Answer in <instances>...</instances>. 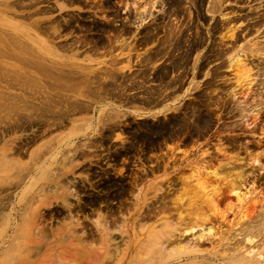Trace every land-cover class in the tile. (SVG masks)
I'll return each instance as SVG.
<instances>
[{
    "label": "rangeland",
    "instance_id": "1",
    "mask_svg": "<svg viewBox=\"0 0 264 264\" xmlns=\"http://www.w3.org/2000/svg\"><path fill=\"white\" fill-rule=\"evenodd\" d=\"M3 1H8L9 2V7L7 8V9H4V6H2V5H5V4H2L3 2H2V0H0V30H2V29H4V30H11L12 28L11 27H14V26H16V27H19V26H21V25H26L27 27H31L32 25L34 26H36V22L38 23V22H40V21H42V23L44 22L43 20H45V24H47V25H49L48 26V28H50L49 30L50 31H48V29L46 30V29H44V31L43 30H41L40 28H37V29H34V31H35V33H37L38 35V37H39V40H37L38 42H40V44L42 45V41L44 42V40H46V43H47V45L46 44H43L42 46L44 47V49L46 50V51H48L50 54H53L54 56H55V54H56V52H57V54H61V55H63V57H66L65 59L66 60H68L67 58L69 57V56H75V57H77L78 56V59H79V63H80V60L81 59H83V58H85V57H87V56H91V54H92V56L94 55V57H95V61H93L92 63L94 64V66H93V68L96 66V64L98 65L99 63H101L102 61V63L101 64H99L98 66H96V68H102V71H98V73L96 74V77H94L95 79L93 80V82L95 83L96 82V84L94 85V84H92V86L95 88V86L97 87V85L101 82L102 84H101V86H104V88H107V85L108 86H110L109 88H110V92L109 93H111V94H118L119 92H120V90L122 89V90H124L125 91V94H123L124 92L121 90V92H120V95H125V98L122 96V98H120V99H123L122 100V102H121V100L120 99H118V100H112L111 98H108L107 97V100H106V103L105 104H103V105H101V104H99L98 106H96L97 107V109H95L96 111L94 112V113H92L91 112V115H90V113H88L89 114V116H88V114H87V116H86V114L85 113H83V114H85V115H82L81 116V114H79V116H80V118L79 117H77V116H73V118H75V119H77V120H79V119H81V118H88V117H91V116H93L94 115V117H98V115H99V110L103 107V106H105L106 105V107H114V108H118V109H122V112H123V116H125L129 111V113L125 116V117H123V116H121V118H115L114 120H112V121H108L106 124H104V123H100L99 125L102 127H100L99 125H95V127L97 128V130H96V132H94V133H92V135H91V133H89L88 134V136H86V137H84V136H78V137H75L74 139H72L73 141H75V142H73V143H71L68 147L67 146H65V145H63L59 150H57V152H60L57 156H55L54 155V158L55 159H53V155H49V153L48 152H51V150L54 148L53 147V143L54 142H50V143H47L48 145H51V146H48V145H46L45 146V142H48V141H50V139H52L53 137L55 138L56 136H58V137H56V138H63L62 136H65V135H68V134H66V133H68V130L70 129L69 127H71V125L70 126H67V128H63V129H61L60 131L61 132H63L62 130H64L65 131V133L63 132L62 134H60V131H58V133H57V135H56V133L55 132H57V131H50L49 133H51V135L50 134H44V135H46V137H44V135L42 134L43 133V131L41 130L42 129V127L43 126H45V124L43 123V121H38L37 119L35 120V118H32L33 119V121H32V119L30 118V119H26V117L27 116H25V115H23V114H28V113H26L25 112V110L26 109H24V107H23V102L22 101H18V102H16V101H13V110H14V112H16L15 110H17V109H19V110H17V112L16 113H21V115L20 114H14V112H13V110H12V107H11V105H9V104H11L10 102H8V101H6V102H4L5 100L3 99L2 100V97H4V95L2 96V94L0 95L1 97V99H0V105L2 104V107H0V109L1 110H4L3 112H4V114H3V112L0 110V112L2 113H0V120L2 121H0V155L2 156V152L4 151H1L2 150V148L4 147V149L7 147V146H10V147H8V151H10L9 149H16V150H14L13 152L12 151H10V153H11V155H10V153L7 151V148H6V151L7 152H4V154L6 155H8L9 154V156L8 157H10V156H12V157H10L9 159L10 160H13V162H15L16 160L19 162L20 161V163H22L21 165H18L17 163V166L15 165V166H13L11 163L10 164H2V163H0V166H2V167H0L1 169V171H0V182H2V183H0V229L2 230V231H0V264H100L106 257L108 258H110L111 256H113V257H111L109 260H108V264H112L111 263V261H113L115 264H127L128 263V261H129V263L128 264H135V263H133L132 262V259H136V257L134 256L135 254L137 255L138 254V252L136 253V251H138V249L136 248V244L135 243H137V245H139L141 242L140 241H142V239L144 238V236H145V233L146 232H148L149 230H151L152 228L154 229V226L156 227V225H157V230H159L160 228H161V226H162V224L164 223H162L161 224V221H162V219L164 220V221H166L167 220V222L166 223H164L163 225L164 226H166L165 224H167V223H176V218L174 217V216H177L178 215V213H180L179 212V210H177L176 212L174 211V212H172V210H169L170 212H165L164 210H163V208H161V207H163L164 205H171L170 203L172 202L171 200H172V196L170 195L171 193L173 194H175L176 195V193H177V195L175 196V195H173L174 196V198L175 197H177V198H180V196L178 195V194H180V195H182L181 193L183 192H181V188H182V186H181V184L178 182V180L180 181V179H181V175L183 174V173H181V172H183V170L184 169H186L187 167H186V165H184V166H178L180 163H181V161H179L178 160V157L179 156H181L182 155V151L185 149V150H187V149H189V146H188V148L186 149L185 147H187V146H184V149H183V147H181L180 148V150H178L177 151V153H175L174 152V155H172V157L174 158V159H176V157H177V161H175V162H178V164L176 163V166H178V168H176V169H174V167H173V165H174V163L172 162V158H171V155H169L171 152H172V150H170L171 149V147H168V148H166V145H167V143L168 144H170V141H168L165 137L163 138V136L162 135H159V137L156 135H154L153 133H151L150 131H149V129L152 127V126H155V124H158V123H163V122H165L166 121V119L168 118V116L170 115L169 113L170 112H172L171 111V109H170V106L171 107H175V111L177 110V108H178V110H177V112L180 110V108H182V106L183 105H185V106H187L188 104H192V103H196L197 102V97L199 96V95H201V93H202V95H203V97H204V99L206 100V101H210L212 104H210L209 106H210V108H214L215 106V108H214V114H216V115H220L221 116V118H220V120L218 119V120H215L214 121V125H213V127H211V129L208 131V134H205L204 136L205 137H203V139L202 138H200V142L198 141V144H196L197 145V147L196 146H194L192 149H200L201 148V146H202V148L201 149H205L206 147H203V144H206V143H209V147H208V149L210 150V151H214L213 149H215L216 148V144H218V140L220 141V143L222 144V146L225 148V147H227V152L229 153V152H235V150H231L230 148H228V146H229V142H230V140H231V138L233 139V137L232 136H234L235 135V133L233 134L232 133V130H231V128H229V127H231V122H233V118L232 117H230L231 115H230V111L228 112V110H230V107H229V103L228 102H225L226 100H223L222 98H224L223 96L224 95H226L227 94V92H225L224 90H221V89H229V87L231 88V87H233V85H234V81H233V78H232V76H233V74L232 73H234L232 70H229V68L227 67V66H229L231 63V59H232V57L235 55V49L236 48H238V47H241V46H244L245 44L248 46V44H249V46H250V44H261L259 47L260 48H264V39L262 40L261 39V36L263 37V35H264V33L263 32H261L262 30H264V25H263V19H264V8H263V5H264V0H255V1H246V0H244V1H239L238 2V0H224V1H222V8H220L219 7V4H218V7H217V5L215 6V4H216V1L215 0H156L155 2H154V0H153V4H152V2H149V1H152V0H146V2H145V5L144 4H142L141 2L142 1H140L139 0V2H138V0H88L87 2H85L84 1V3L83 2H81V4L79 3V5L78 4H76V5H74V6H71V5H66L67 7H68V9H66V8H64V9H62V10H59L58 9V6H59V4L60 3H64L63 1L64 0H47V2H42L43 0H41V4H40V0H37V2H36V0H31V2L30 1H26L25 0V2H24V0H23V2L26 4V6L25 5H23V7L21 6L22 4H24L21 0H19V2H18V0H3ZM20 1L22 2L21 3V5L20 4H18V3H20ZM145 1V0H144ZM173 1H174V3H173ZM201 1L203 2L201 5L199 4V3H201ZM218 1L219 0H217V3H218ZM228 1V2H227ZM14 2H16L18 5H19V7H20V9H19V7L16 5V3L14 4ZM28 2H29V4H28ZM105 2V3H104ZM157 2V3H156ZM160 2H161V5H160ZM170 2V3H169ZM178 2V3H177ZM214 2H215V4H214ZM32 4V6H30L31 4ZM35 3H37V4H35ZM83 3V4H82ZM86 3H90L89 5L90 6H92L93 8L91 9V10H89V7L88 6H86L87 4ZM146 3H148L149 5H147ZM151 3V4H150ZM163 3V4H162ZM171 3L173 4L172 6H171ZM182 3V4H181ZM237 3V4H236ZM249 3V4H248ZM261 3V4H260ZM14 4V6H12ZM58 4V5H57ZM84 4H85V7H88L86 10H87V12H85L86 10H84L85 9V7H84ZM103 4H104V6H105V8H107V9H103L104 8V6H103ZM108 4V5H107ZM139 4H142L144 7H146L147 9H148V12L146 13V11L144 12V10L146 9V8H139V6H141V5H139ZM169 4V5H168ZM176 6H175V5ZM178 4H179V6H178ZM193 4H196V5H194L193 6ZM212 4H214V6H215V8H214V6L212 5ZM29 5V6H28ZM33 5H35L34 7H33ZM139 5V6H138ZM147 5V6H146ZM152 5H153V7H152ZM183 5V6H182ZM46 6V7H45ZM50 6H52L53 8H51ZM81 6V7H80ZM142 6V7H143ZM176 7V8H178V9H176V10H178L177 11V13L175 14V12H173L172 11V9H173V7ZM253 6V7H252ZM16 7V8H15ZM30 7V8H29ZM32 7V8H31ZM46 8V13L43 11V13H41L42 11L41 10H45V9H43V8ZM50 7V8H49ZM100 7H102V8H100ZM151 7V8H150ZM169 9H168V8ZM182 7H184L183 9H181L180 10V8H182ZM225 7V8H224ZM251 7V8H250ZM258 7V8H257ZM49 10H48V9ZM81 8V9H80ZM96 8H99V9H101V10H96ZM171 8V9H170ZM217 8H219V10H217ZM3 9H4V11H3ZM54 9V10H53ZM80 9V10H79ZM95 9V10H94ZM164 9H168V11H166V10H164ZM213 9V10H212ZM215 9V10H214ZM252 9V10H251ZM261 9V10H260ZM50 10L52 11V12H50ZM65 10V11H64ZM152 10V14L150 13V11ZM159 10V11H158ZM172 12H170V11ZM48 11H49V13H48ZM82 11L84 12V13H82ZM88 11H91V12H89L88 13ZM105 11H107V12H105ZM164 11H166V12H164ZM181 11V12H180ZM184 11V12H183ZM251 11V12H250ZM259 13H258V12ZM3 12H5V13H3ZM8 14H7V13ZM40 12V13H39ZM64 13V14H62V13ZM66 12H68V13H66ZM93 12V13H92ZM97 14H96V13ZM104 12V13H103ZM117 12V13H116ZM221 12V13H220ZM225 14H224V13ZM70 13V14H69ZM81 13V14H80ZM106 13V14H105ZM116 13V14H115ZM141 15H139V14ZM144 13H146V14H150V16L149 17H145V16H143V14ZM174 14V15H177L176 17H174L173 15H171V14ZM28 14V15H27ZM67 14H69V15H67ZM73 16H72V15ZM89 15V21L88 22H86V23H83V21L85 22V20L83 19H81L80 17H79V15ZM93 14V15H92ZM148 14V15H149ZM222 14V15H221ZM228 14V15H227ZM261 14V15H260ZM72 16V17H74V18H72V17H69V16ZM91 15V16H90ZM116 15H118V16H116ZM147 15V16H148ZM170 15V16H169ZM182 15V16H181ZM263 15V16H262ZM17 16V17H16ZM20 16V17H19ZM55 16V17H54ZM59 16H60V18H59ZM94 18H93V17ZM138 16H140V17H138ZM166 16V17H165ZM169 16V19L167 18ZM173 16V17H172ZM226 17L227 16V23L228 24H226V22L223 20V19H221V18H223V17ZM241 16V17H240ZM261 18H260V17ZM57 17L60 19V21L61 22H63V23H61V24H63L62 26H61V29L63 30L64 29V31H62L61 30V34L63 35V37H62V35L60 34V33H58V32H56V34L58 33V34H60V37H59V35L57 34L56 36H57V38H55L56 36H54V33L55 32H53V30H52V27L53 26H55L56 27V23H53V22H55V20L54 19H52V18H56V20H57ZM154 17V18H153ZM156 17V18H155ZM236 17V18H235ZM238 17V18H237ZM248 17V18H247ZM82 20V23L80 22L81 20ZM139 18H142V19H139ZM144 18V19H143ZM153 18V19H152ZM230 18H232L231 20H229ZM257 18V19H256ZM27 19V20H26ZM73 19V20H72ZM167 19V20H166ZM260 19V20H259ZM88 19H86V21H87ZM92 20L94 21V23L93 24H96V22L98 23H101V24H106V25H109L110 24V26H112L113 27V29H114V31L115 32H117V30H119V29H123V28H126L125 29V34H122V39H123V37L125 38V39H120V46L118 47V43L116 44V48H114L115 47V45H114V47H107V49H108V51H107V49L106 48H104V50H102L101 48H99L100 49V51L98 50V52L100 53V55H99V53L98 54H95L93 51L92 52H90L89 53V48H87L88 47V44L86 43V42H84V41H82V39L80 40V36H82L81 38H83V35H84V33L83 32H85L86 34H87V32L84 30L85 28H84V26L85 25H83V24H86V25H88L89 23L91 24V22H92ZM139 20H141V22H143L144 20V22L143 23H141L142 24V29L140 28H137V26H138V22H139ZM154 20L155 22H156V24L157 25H159V27L157 28V29H151V27H152V25H154L155 24V22L153 21V23H152V21ZM158 20V21H157ZM229 20V21H228ZM32 21H34V22H32ZM57 21H59V20H57ZM70 21H73V22H78V23H76L75 25L73 24L72 25V27L74 26V28H76L75 26H79L80 27V25H81V27L79 28V29H81V28H83V29H81V30H84V31H80L78 28L77 29H74V28H72V27H69L70 25H68V24H71V23H73V22H70ZM91 21V22H90ZM162 21H164V22H166V23H168V21H169V23L168 24H166V23H163ZM51 22V23H50ZM80 22V23H79ZM106 22H108V23H106ZM232 24H231V23ZM257 22H260V25L262 26H259V23H257ZM66 23V24H65ZM113 23V24H112ZM146 23V24H145ZM172 23V24H171ZM222 23V24H221ZM262 23V24H261ZM51 24V25H50ZM55 24V25H54ZM60 24V25H61ZM64 24H65V27H64ZM80 24V25H79ZM89 24V25H90ZM143 24H145L146 26H144ZM164 24H166V26L167 25H169V27L167 26V29H166V26L164 25ZM219 24H220V26H219ZM255 26H254V25ZM47 25H45V26H47ZM53 25V26H52ZM124 25V26H123ZM127 25V26H126ZM162 25V26H161ZM185 25V26H184ZM231 25V26H230ZM251 25V26H250ZM253 25V26H252ZM66 26L68 27V28H66ZM77 26V27H78ZM83 26V27H82ZM115 26V27H114ZM130 26V27H129ZM148 26V27H147ZM165 26V27H164ZM216 26V27H215ZM246 26H248V27H246ZM63 27V28H62ZM144 27H146V28H144ZM170 27H171V29H170ZM225 29H224V28ZM230 27V28H229ZM233 27V28H232ZM238 27V28H237ZM242 28V30H241V28ZM245 27H246V29H245ZM151 29V36L152 37H158V40H163L164 39V37H168V39L166 40V38H165V40H163L161 43H159L158 44V46H160V45H163V46H160L159 47V49L162 51H160V52H155V53H152L153 52V49H154V45H152V43L150 42L149 44H147V45H145V46H141V47H143V49L142 48H139V47H137L138 46V36H143L144 35V33H142V34H138V33H141V32H145L146 30L145 29ZM240 28V29H239ZM244 28V29H243ZM247 28L249 29H251L252 28V33L250 34V32H247V31H249V30H247ZM254 28V29H253ZM261 28V29H260ZM20 29H22V31H25L26 29H24V28H20ZM69 29H70V31H69ZM71 29H74V30H71ZM127 29H128V32H129V34H126V33H128L127 32ZM149 29V30H150ZM159 29V30H158ZM238 29H239V31H238ZM70 32H68V31ZM88 30L90 31V29L88 28ZM96 30V28H94V31ZM139 30H141L140 32H138ZM155 30V31H154ZM167 30L169 31V30H171L172 31V34H171V31H169V33L167 32ZM241 30V31H240ZM244 30V31H243ZM245 30H246V33H245ZM254 30V31H253ZM257 30V31H256ZM30 32L32 31V30H29ZM42 31V32H41ZM48 31V32H47ZM131 31V32H130ZM233 31V32H232ZM238 31V35L240 34V35H242V36H245V35H247V33L249 34V37L248 36H245V37H241V38H243V42L241 41V38L239 39L238 38V41L236 42L235 40H234V38H236L235 36H237L236 34H235V32H237ZM1 32V31H0ZM26 32H28V30H26ZM71 32H72V34H71ZM83 34H81V33ZM134 32V33H133ZM222 32V33H221ZM231 33L230 35L228 34V33ZM240 32V33H239ZM241 32H242V34H241ZM51 33H53V35L51 34ZM65 33V34H64ZM131 33V34H130ZM47 34V35H46ZM50 34H51V36H50ZM67 34V35H66ZM136 34V35H135ZM156 34V35H155ZM165 34V35H164ZM168 34V35H167ZM183 34V35H182ZM245 34V35H244ZM260 34H262V35H260ZM65 35V36H64ZM72 35V36H71ZM107 36H109V34H106ZM105 35V38H111V36H109V37H107ZM130 35V36H129ZM182 35V36H181ZM234 35V36H233ZM128 36V37H127ZM136 38H135V37ZM140 36V37H141ZM223 36V37H222ZM71 37H73V38H75V37H77L78 39L76 40V38H75V40L78 42V44H77V46L75 47L74 45L76 44V41H74L73 42V44H72V41H71ZM139 37V38H140ZM199 37V38H198ZM230 37V38H229ZM231 37L233 38V39H231ZM238 37V36H237ZM255 37H257V38H255ZM67 38H68V40H67ZM72 38V39H73ZM132 38H135V39H132ZM169 38H172L171 39V43L169 42L170 40H169ZM258 38H260V39H258ZM66 39V40H65ZM70 39V40H69ZM130 39V40H129ZM174 39L176 40L175 42H174V44H177L178 42V39H179V44L181 43V45H174L173 44V41H174ZM181 39V40H180ZM250 39V40H249ZM65 40V41H64ZM121 40H122V42H123V44L121 43ZM124 40H125V42H124ZM221 40H224L225 42H221ZM232 41V43H231V41ZM255 40H256V42H255ZM61 41H63V42H61ZM67 41V42H66ZM165 41V42H164ZM166 41H168V43L166 44ZM198 41V42H197ZM230 42V44H231V46H232V44H233V42H234V44H233V46L234 47H236V48H234V50H231V48H233V46L231 47L230 46V44H229V42ZM251 41V42H250ZM258 41H261V42H259L258 43ZM50 42V43H49ZM58 42H60V44L61 43H64L65 42V48H66V50H65V48H63V50L61 49L60 50V48L56 45V44H58ZM80 42H82V43H80ZM86 43L85 44V47H83L84 45H82V44H84V43ZM128 42V43H127ZM129 42H131V43H129ZM167 45V47H166V45H164V43ZM182 42H184V43H182ZM236 42V43H235ZM239 42V43H238ZM242 42V43H241ZM254 42V43H253ZM56 43V44H55ZM71 43V44H70ZM75 43V44H74ZM170 43V44H169ZM227 43V44H226ZM245 43V44H244ZM2 43H0V45H1ZM54 44H55V46H54ZM59 44V45H60ZM67 44H68V46H67ZM70 44V45H69ZM81 45V47H83V48H81L80 47V45ZM121 44H122V47H121ZM128 44V45H127ZM131 44V45H130ZM137 44V45H136ZM151 44V45H150ZM171 44H173V45H171ZM220 44H222V45H220ZM225 44V45H224ZM228 44H229V48L230 49H228ZM238 44H239V46H238ZM243 44V45H242ZM263 44V45H262ZM64 45V44H63ZM62 45V46H63ZM72 45V46H71ZM149 45V46H148ZM169 45V46H168ZM171 45V46H170ZM227 45V46H226ZM245 45V46H246ZM1 46H3V45H1ZM61 46V45H60ZM69 46H71V48H72V51L70 50L71 48L69 47ZM112 46V45H111ZM125 46H128V47H125ZM148 46V47H147ZM175 46V47H174ZM177 46H180V47H177ZM220 46H223V47H221L222 49V51L221 50H219L220 48ZM244 46V47H245ZM261 46H263V47H261ZM59 49H58V48ZM118 47V48H117ZM123 47H124V49H126V50H124L123 49ZM132 47V48H131ZM172 47L174 48L173 50H174V53H173V50H170V49H172ZM78 48V50H76ZM88 49V53H87V50H85V49ZM129 48V49H128ZM164 48V49H163ZM168 50H167V49ZM226 48V49H225ZM115 49V50H114ZM122 49L124 50V51H122ZM132 49V50H131ZM140 49H142V50H140ZM177 49H178V51H177ZM42 51V53H46V51ZM74 50V51H73ZM84 50V51H83ZM97 50H95L96 52H97ZM102 50V51H101ZM128 50V51H127ZM146 50V51H145ZM216 50V51H215ZM231 50V51H230ZM56 51V52H55ZM86 51V52H85ZM105 51V52H104ZM115 51V52H114ZM129 51H131V52H129ZM133 51V52H132ZM166 51V52H165ZM172 51V52H171ZM176 51V52H175ZM221 51V52H220ZM232 52V53H230V52ZM233 51H234V53H233ZM236 51H237V49H236ZM263 51V50H262ZM262 51H258V53L260 54V52H262ZM3 52V51H2ZM81 52V53H80ZM108 52V53H107ZM165 52V53H164ZM216 52V53H215ZM17 53V52H16ZM157 53H159V54H157ZM161 53V54H160ZM162 53H164V54H162ZM169 53H171V54H169ZM223 53H225L226 54V56H224L223 55ZM227 53H228V55H227ZM231 54V56H230V54ZM264 53V52H263ZM263 53H262V55H263ZM7 54V53H6ZM81 54V55H80ZM85 54V55H84ZM118 54V56L117 57H115L114 55H117ZM139 54V55H138ZM148 54H149V57H150V55H151V58H148V59H150L149 61H148V59L146 58V57H148ZM221 54H222V56H221ZM1 55V54H0ZM9 55V54H8ZM68 55V56H67ZM96 55H98L99 56V58H97L96 57ZM105 55H107V56H105ZM156 55V56H155ZM9 56H11V55H9ZM91 56V57H92ZM113 56V57H112ZM145 56V57H144ZM158 56V57H157ZM188 56V57H187ZM101 57V58H100ZM115 57V58H114ZM144 57V58H143ZM229 57V58H228ZM263 58H264V56H262ZM262 57L260 56V58L261 59H258V60H260V61H262ZM0 58H1V56H0ZM97 58V59H96ZM143 58V59H142ZM157 58H158V60H157ZM187 58V59H186ZM148 61V62H150L149 64H148V62H147V64H145L146 63V61ZM219 59V60H218ZM227 59V60H226ZM109 62V63H111V60H112V65H114V66H112L111 64H109V63H106L107 61ZM142 60V61H141ZM175 60H178V61H175ZM5 61H8L7 59L5 60ZM106 61V62H105ZM120 61V62H119ZM143 61L145 62V63H143ZM94 62H97L96 64L94 63ZM99 62V63H98ZM172 62V63H171ZM221 62V63H220ZM225 62H227V64H225ZM91 63V64H92ZM142 63V64H141ZM176 65H175V64ZM180 63L181 64H183V65H180ZM256 63V62H255ZM92 64V65H93ZM144 64V65H143ZM171 64V65H170ZM177 64H179L178 66H177ZM223 64V65H222ZM225 64V65H224ZM246 64H247V66L248 67H250L251 68V66H249L248 65V63L246 62ZM101 65V66H100ZM145 65H146V67H145ZM105 68H104V67ZM172 66V67H171ZM175 66V68H176V70L174 71V69H171V68H173ZM177 66V67H176ZM225 66V67H224ZM20 67V66H19ZM167 67L169 68V67H171V68H169V72L168 71H166V70H168L167 69ZM179 67V68H178ZM225 69H224V68ZM227 67V68H226ZM254 67V68H253ZM255 67H257V65L256 64H254L253 66H252V69H253V71H254V69H255ZM259 67H261V65H258V68ZM165 68H166V70H165ZM164 71V72H162V70ZM220 69H221V71H220ZM22 70H24V71H28L29 72V70L28 69H22ZM103 70H104V72H103ZM110 70V71H109ZM158 70L159 71H161L160 73L158 72ZM173 70V72H174V74H171V71ZM225 70H227V71H229V72H227V71H225ZM112 71L114 72V73H112ZM115 71H117V72H115ZM143 71V72H142ZM166 71V72H165ZM224 71V72H223ZM252 71V73L254 74L257 70L255 69V71L253 72ZM103 72V73H102ZM108 72H110L109 74H108ZM148 74H147V73ZM158 72V73H157ZM172 72V73H173ZM0 73H2V74H0V79H1V77L3 78L6 74H4L3 72H1L0 71ZM27 73V72H26ZM103 74L102 76H103V78H100V77H102V76H100V75H98V74ZM217 73V74H216ZM10 74V76H13L11 73H9ZM154 74V75H153ZM156 74H157V76H156ZM166 74V75H165ZM145 75H148L147 77L145 76ZM160 75V76H159ZM162 75H163V77H162ZM172 75V76H171ZM178 75V76H177ZM100 76V77H99ZM115 76V77H114ZM117 76V77H116ZM141 76V77H140ZM160 78H159V77ZM97 77H99V78H97ZM142 77H144L143 79H142ZM157 77V78H156ZM171 77H173V79H175V81H176V78L177 79H179V81H180V83L183 85V87H181V89H180V91L178 90L179 88H176V89H172L171 90V88L172 87H170L169 88V86H171L172 84H170L169 85V82H171L173 79L171 78ZM222 77V78H221ZM227 79H229V78H231V79H229V80H226V82L228 83V84H222L223 83V81H224V79L225 78ZM107 78H109V79H107ZM114 80V81H116V80H118L117 82H115V83H113L114 81L112 80V79ZM146 78V79H145ZM155 78V79H154ZM162 78V79H161ZM171 78V79H170ZM182 78V79H181ZM6 79V78H5ZM98 81H97V80ZM101 79V81H99ZM103 79V80H102ZM2 80V79H1ZM4 80V79H3ZM10 80V79H9ZM109 80H111V81H109ZM125 80V81H124ZM131 80H133V81H131ZM221 80V81H220ZM223 80V81H222ZM231 80H232V82H233V84H231L232 82H231ZM105 82V83H103V82ZM130 81V82H129ZM135 81L137 82L136 84H135ZM160 81H162V82H160ZM99 82V83H98ZM119 82H120V84H119ZM132 82H133V84H132ZM139 82H141L142 84H140ZM144 82H145V84H144ZM229 82H231L230 84H229ZM109 83H111V84H109ZM118 83V84H117ZM123 83V84H122ZM129 83V84H128ZM130 83H131V85H130ZM160 83V84H159ZM163 83V84H162ZM104 84V85H103ZM106 84V85H105ZM128 84V85H127ZM141 85V86H143V87H141V86H139V85ZM166 84V85H165ZM0 85H3L4 86V82H2V81H0ZM115 85H118V88H116V86ZM120 85V86H119ZM123 85H127L126 86V88L123 86ZM163 86V85H165V86H163L162 87V93H163V96H162V98L161 99H163V101L161 100V99H158V100H160L159 101V105L156 107H145V106H142V104L140 103V101L142 100V102L143 101H145L144 99L145 98H147V94H149L148 96H150V95H152L153 93H154V88L155 89H157V87H158V89L157 90H159V88L161 89V87H159V86ZM167 85H169V86H167ZM227 85V86H226ZM230 85V86H229ZM101 86H100V88H101ZM106 86V87H105ZM129 86H133V89L132 88H130ZM137 86H139V87H137ZM155 86H157V87H155ZM167 86V88H168V92H167V88H165ZM224 86V87H223ZM13 87H14V89H13ZM18 87L19 86H17V85H13L12 86V89L10 88L9 89V91H11V93L12 94H16V95H18V94H21V92H20V90H18ZM148 88V91L146 90L147 88ZM192 87V88H191ZM195 87V88H194ZM228 87V88H227ZM130 90H129V89ZM136 88V89H135ZM152 88V89H151ZM184 88V89H183ZM221 88V89H220ZM117 89V90H116ZM120 89V90H119ZM128 89V90H127ZM143 89V90H142ZM170 89V90H169ZM183 89V90H182ZM212 90L213 89V91H214V93L212 92V94L210 93L211 91L210 90ZM2 88L0 87V93L2 92ZM17 90V91H16ZM95 91H96V89H94ZM106 90V89H105ZM115 90L116 91H118L117 93L115 92ZM144 90H146V91H144ZM150 90V91H149ZM152 90V91H151ZM185 90H187V91H185ZM207 90V91H206ZM215 90H216V92H215ZM219 90H221V91H219ZM127 91V92H126ZM143 91V92H142ZM170 91V92H169ZM173 91V92H172ZM175 91V92H174ZM181 92V93H179V92ZM183 91H184V93H183ZM222 91H224V92H222ZM123 92V93H122ZM147 93V94H144V93ZM152 92V93H151ZM166 92V93H165ZM174 93V95L175 96H173V97H178L177 98V101H175V102H171V100L172 99H167L172 93ZM185 92H187L186 94H185ZM208 93V94H205V93ZM218 92V93H217ZM221 92V93H220ZM95 93V92H94ZM122 93V94H121ZM168 93V94H167ZM171 93V94H170ZM176 93L178 94V95H176ZM199 93V94H198ZM209 93H210V95H209ZM222 93H224V94H222ZM170 94V95H169ZM185 94V95H184ZM218 96L219 94H220V96H222L220 99H217V98H219V97H217L216 95ZM222 94V95H221ZM75 95V94H74ZM146 95V96H145ZM165 95V96H164ZM166 95H168V96H166ZM180 95H181V97L183 98H181L180 97ZM183 95V96H182ZM188 95V96H187ZM201 95V96H202ZM205 95H207V97L205 96ZM211 96V97H209V96ZM81 96H83V94L82 95H75V99L77 98V100L78 99H80V100H78L79 102H81V100L83 101V102H85L86 100H91V101H89V102H92V99L94 100V97H95V95L94 94H91V97L90 96H86V97H81ZM121 97V96H120ZM129 97V98H128ZM142 97V98H141ZM195 97V98H194ZM217 97V98H216ZM216 98V99H215ZM222 99V100H221ZM225 99H227V98H225ZM2 100V101H1ZM179 100V101H178ZM113 101H114V103H113ZM162 101V102H161ZM180 101H181V103H180ZM227 101H228V99H227ZM16 102V103H15ZM20 102H22V103H20ZM224 102V103H223ZM9 103V104H8ZM20 103V105H18L17 106V104H19ZM116 103V104H115ZM119 103V104H118ZM121 103V104H120ZM213 103H218L217 105H215V104H213ZM14 104H16L15 106H14ZM125 104H126V106L127 107H125V108H123L124 106H125ZM172 104H173V106H172ZM7 105H8V107H7ZM166 105H167V110H168V116L166 115L167 113H165V114H163V116L161 115V114H156L155 116L157 117H155L156 119H151L150 117H153V115L151 114L152 112L151 111H153L154 113L156 112V113H158L159 111H161V110H163V109H165L166 108ZM219 105L221 106V107H219ZM222 105L224 106V108L222 107ZM16 106L17 107H19V106H21L20 108H16ZM119 106V107H118ZM137 106V107H136ZM225 106H226V108H228V109H225ZM23 107V108H22ZM129 107H132V108H134V109H132V108H129ZM141 108V107H145V108H147L148 109V111H150V112H148L147 114L146 113H143V112H140V113H134V112H132L133 110H135V108ZM163 107V108H162ZM218 107L219 108H221V109H218ZM11 108V109H10ZM14 108H16V109H14ZM22 108V109H21ZM128 108V109H127ZM161 108V109H160ZM217 108V109H216ZM225 109V110H223V109ZM8 109V110H7ZM7 110V111H6ZM11 110V111H10ZM20 110H24V111H20ZM124 110V111H123ZM127 110H129V111H127ZM166 110V109H165ZM165 110H163V111H165ZM221 110H223V112L221 111ZM5 111H6V113H5ZM217 111H218V113H217ZM9 112V114H7ZM25 112V113H24ZM127 112V113H126ZM12 113L14 114V116H12ZM98 113V114H97ZM126 113V114H125ZM227 113H228V115H230V116H228L227 115ZM9 115V116H7V118H9V119H5V117L4 116H6V115ZM2 115H4V116H2ZM18 115H20V116H18ZM145 115V117H143ZM151 115V116H150ZM215 115V116H216ZM1 116L2 117H4V118H2L1 119ZM20 119V118H23V119H20L21 120V122L23 123V125L21 124V122H20V120H18V118ZM22 116V117H21ZM24 116V117H23ZM35 116V115H34ZM137 116H139L140 118H138ZM148 116H149V118H148ZM160 116H161V118H160ZM166 118H165V117ZM181 116V115H180ZM118 117H120V115H118ZM123 117V118H122ZM159 117V118H158ZM163 117V118H162ZM182 117V116H181ZM12 120H11V119ZM15 118V119H14ZM79 118V119H78ZM142 118V119H141ZM165 118V120L163 121V119ZM3 119H5L4 120V122H3ZM120 119H121V121H120ZM162 119V120H161ZM17 120V121H16ZM27 120H29V121H27ZM31 120V121H30ZM145 120H147V122L145 121ZM152 120V121H151ZM12 121H13V124H12ZM14 121H16L15 123H14ZM18 121H19V123H18ZM26 121V122H25ZM34 121H35V123H34ZM36 121L38 122V124L36 123ZM53 121V120H52ZM145 121V122H144ZM151 123L152 122V124H154V125H152V124H150L149 122ZM154 121V122H153ZM32 122V123H31ZM97 122H98V120H97ZM113 122H115V123H118V124H120V125H118V124H115L114 125V127H116V125H118L119 127H116V128H113ZM123 122V123H122ZM144 122V123H143ZM8 123H10V124H12L11 126L8 124ZM29 123V124H28ZM51 123V122H50ZM108 123H110V125H111V123H112V126H110ZM122 123V124H121ZM134 123V124H133ZM147 125H146V124ZM17 124H21L20 125V127H19V125L18 126H14V125H17ZM24 124H26V127L27 128H29V130H27V128H25V125ZM32 124H34V125H32ZM36 124V125H35ZM42 125V127L40 126V125ZM101 124H103V125H101ZM125 124V125H124ZM142 124V125H141ZM148 124H150V126L148 125ZM230 124V125H229ZM5 125H8V126H5ZM38 125H39V128H40V130L42 131V132H39L40 130H38ZM104 125H105V127H104ZM141 125V126H140ZM148 126V128H146V126ZM152 125V126H151ZM23 126V127H22ZM32 126H33V128H32ZM107 126H110V130L112 131L113 129V131L112 132H114L113 133V135L112 136H114V138L111 136V133H109V127H107ZM142 126H143V128H142ZM224 126H226V128L224 127ZM17 127V128H16ZM101 129H100V128ZM140 127V128H139ZM150 127V128H149ZM221 127V128H220ZM222 127H224V128H222ZM229 129H228V128ZM24 128H25V130H24ZM105 128V130H103ZM108 128V129H107ZM118 128H120V129H118ZM142 128V129H141ZM43 129L44 130H46L47 129V127L45 126V127H43ZM103 130L104 132L102 133V131H100V130ZM107 129V130H106ZM148 129V130H147ZM216 129V130H215ZM225 130V131H223V130ZM109 130V131H108ZM117 130V131H116ZM119 130L121 131V132H119ZM123 130H124V132H123ZM144 130V131H143ZM214 130V131H213ZM33 131V132H32ZM70 131V130H69ZM98 131H100L102 134H100V135H98V133H100V132H98ZM106 131H108V132H106ZM116 131V132H115ZM145 131H147L145 134H144V132ZM216 131V132H215ZM3 132V133H2ZM10 132V133H9ZM34 132H38V133H40V136L42 137H44V138H41L40 136H39V134L37 135L36 133H34ZM53 132V133H52ZM229 132V133H228ZM5 133V134H4ZM96 133V134H95ZM115 133H119V138H116V136H118L117 134L115 135ZM122 133H123V135H122ZM225 133V134H224ZM53 134V135H52ZM55 134V135H54ZM108 134L114 139H112V138H110V136H108ZM121 134V135H120ZM39 136L41 139H38L37 137H35V139H34V136ZM90 135V136H89ZM94 135V136H93ZM97 135V136H96ZM103 135H105V136H103ZM130 135V136H129ZM135 135L137 136V138L135 137ZM31 136H33L32 137V139H31ZM48 136V137H47ZM52 136V137H51ZM139 136V137H138ZM155 136V137H154ZM225 136V137H224ZM90 137H93V138H95L94 139V141H96V139H97V141L96 142H94V147H91V145L93 146V139L92 138H90ZM101 137H102V139H101ZM146 137V138H145ZM151 137V138H150ZM210 137V138H209ZM15 138H17L16 140H15ZM87 138H89V139H91V145H90V140H88L89 141V143H88V141L86 140ZM99 138L101 139L100 140V143H105V145H101L100 143H99V145L97 144L98 143V141H99ZM109 138L111 139V140H109ZM134 138H135V140H134ZM155 138V139H154ZM159 139V141H158V139ZM163 138V139H162ZM204 138L207 140L208 139V142H206V140H204ZM14 139V140H13ZM38 139V140H37ZM104 139V140H103ZM121 139H123V140H121ZM141 140V141H139V140ZM145 141H144V140ZM151 139V140H150ZM154 139V140H153ZM167 141H166V140ZM37 142H36V141ZM103 140V141H102ZM131 140V141H130ZM134 140V141H133ZM166 141V142H164V141ZM6 141V142H5ZM105 141V142H104ZM138 141V142H137ZM158 141V142H157ZM202 141V142H201ZM25 142V143H24ZM34 142H36V143H34ZM42 142H43V144H42ZM131 142V143H130ZM142 144H141V143ZM147 142H149V144L151 145V142H152V145H151V147H150V145L147 143ZM6 143L8 144L9 143V145H6ZM22 143V144H21ZM27 143V144H26ZM96 143V144H95ZM146 143V144H145ZM211 143V144H210ZM224 143V144H223ZM6 146H5V145ZM41 144V145H40ZM79 144V148H80V150L81 149H85L84 150V152H83V150H82V152L81 153H86V150L88 151L86 154H84V157H83V154H81V155H79L80 154V150H78V151H75L76 149H74V150H72L73 148V146H74V148L75 147H77V145ZM83 145L82 147H81V145ZM90 145V146H88V148L86 149L85 147H87V146H85L84 147V145ZM145 144V145H144ZM202 144V145H201ZM214 144V145H213ZM76 145V146H75ZM149 145V146H148ZM161 145V146H160ZM22 146H23V148H22ZM40 146H43L42 148H40ZM48 146V147H47ZM71 146V147H70ZM101 146V147H100ZM104 148H103V147ZM146 146H148L147 148H145ZM154 146V147H153ZM158 146H160L159 147V149H158ZM204 146H206V145H204ZM211 146V147H210ZM12 147H14V148H12ZM19 147H21V148H19ZM44 147H46V148H44ZM50 147V148H49ZM65 147V148H64ZM77 147V149H79ZM89 147H91V148H89ZM135 149H134V148ZM156 147V148H155ZM17 148H19L18 150H17ZM38 150H37V149ZM44 148V149H43ZM47 148H48V152H47ZM52 148V149H51ZM70 149V151L71 152H69V149ZM118 150H117V149ZM217 148H219V147H217ZM43 149V150H42ZM51 149V150H50ZM101 149V150H100ZM129 149V150H128ZM192 149H190L191 151H192ZM200 149V150H201ZM228 149H230V150H228ZM21 150V151H20ZM31 150H32V153H31ZM50 150V151H49ZM61 150V151H60ZM66 150H68L67 152H69V154H71L73 151L76 153V155H74V154H72V155H70L69 156V161L68 160H66L68 157V153L66 152V154L67 155H65V151ZM110 150V151H109ZM150 152H149V151ZM170 150V151H169ZM193 150V151H194ZM16 151H18L17 152V155H16ZM23 151V152H22ZM54 151V150H53ZM56 151V150H55ZM109 151V152H108ZM113 151V152H112ZM115 151H118L117 153L115 152ZM153 151V152H152ZM164 151V152H163ZM165 151H166V153H165ZM169 151V154L167 153ZM22 154H21V153ZM30 152V153H29ZM46 152V153H45ZM63 152H64V155L67 157H65L64 155H62L63 154ZM104 152V153H103ZM111 152V153H110ZM134 152V153H133ZM137 152V153H136ZM179 152V153H178ZM13 153V154H12ZM38 153H41L42 155L45 153V154H47L48 153V155H39ZM62 153V154H61ZM89 153V154H88ZM98 153V154H97ZM112 153L116 156L118 153H120L119 155H121V156H117V157H115L114 155H112ZM116 153V154H115ZM124 153V154H123ZM128 153V154H127ZM162 153V155H160ZM31 154H32V156H31ZM106 154V155H105ZM164 154H166V156L164 155ZM175 154H176V156H175ZM20 155H22V156H20ZM29 155V156H28ZM34 155V156H33ZM37 155H39V156H37ZM61 155H62V158H63V156H64V159H65V163H67V165L69 164H72L71 166H69V167H67V165H65L64 166V164H60V163H62V161L64 160V159H62V158H60L61 157ZM74 155V156H73ZM78 155V157H75V156H77ZM88 157H87V156ZM163 155H164V157H163ZM168 155V156H167ZM16 156H20V157H16ZM41 156V157H40ZM47 156H48V158H47ZM50 156H51V158H50ZM72 156V157H71ZM82 156V157H81ZM85 156H86V158H85ZM99 158H98V157ZM109 156H111V157H109ZM112 156H114L116 159V162L114 161V157H112ZM124 156V157H123ZM149 156L151 157V158H149ZM157 156H158V158H157ZM159 156H161V157H159ZM14 157V158H13ZM33 157V158H32ZM70 157H71V159H70ZM106 157V158H105ZM129 157V158H128ZM141 157V158H140ZM13 158V159H12ZM33 160H32V159ZM47 158V159H46ZM76 158V159H75ZM110 158H112V159H110ZM156 158L160 161H162L161 163H159L158 162V167H161L162 165V170H160L158 167V171L157 170H155V171H151L152 169L154 170V168H156V166H157V162L155 161L156 160ZM164 158H166V159H164ZM170 158H171V161L170 162H172V163H170V164H172V165H170L169 166V160H170ZM180 158V157H179ZM23 159V160H22ZM24 159H25V161H24ZM29 159V160H28ZM31 159V160H30ZM47 160V162H48V164L49 165H52V171H50L52 174H53V176H51V177H49V175L47 176V177H49L51 180H53L54 181V179L56 180V183H55V181L53 182V187H51V186H49V187H46V186H48V185H51V184H49L50 183V179L49 180H47L46 178L45 179H40V180H44L43 182L42 181H40L39 180V182H37L36 184L34 183V181H32L30 178L31 177H34L36 174H38L37 173V171H35V170H37V165H38V160ZM49 159V160H48ZM61 160V161H58V160ZM75 159V160H74ZM100 159V160H99ZM138 159V160H137ZM153 159H154V161H153ZM166 160V161H164V160ZM9 160V161H10ZM15 160V161H14ZM28 160V161H27ZM37 160V161H36ZM52 160V161H51ZM108 160V161H107ZM16 161V162H17ZM53 161L55 162V163H53ZM67 161V162H66ZM71 161H73V162H71ZM96 161V162H95ZM106 161V162H105ZM120 161V162H119ZM149 161V162H148ZM154 162V164H156V166L154 165V164H152L153 162ZM59 164H58V163ZM69 162V163H68ZM71 162V163H70ZM94 162V163H93ZM113 162V163H112ZM152 162V163H151ZM156 162V163H155ZM63 163H64V161H63ZM109 165H108V164ZM2 164V165H1ZM111 164H113V165H111ZM116 164V165H115ZM10 165V166H9ZM25 165V166H24ZM29 165H31V166H29ZM61 165H63V166H61ZM111 165V166H110ZM151 165H154V167H152ZM7 166H8V168H7ZM22 166V167H21ZM36 166V167H35ZM60 166V167H59ZM114 167V169H113V167ZM116 166V167H115ZM142 166H144V168H145V170L143 171L142 169H144ZM169 166V167H168ZM175 166V165H174ZM30 169H29V168ZM57 167H59V168H63V169H60V170H65L66 172L65 173H61L60 171H58L59 169L57 168ZM67 167V168H66ZM70 167H71V169H70ZM152 169H151V168ZM170 167H172V168H170ZM180 167V168H179ZM2 168H3V171H2ZM25 168V169H24ZM31 168H34V169H31ZM53 168L55 169V170H53ZM111 168V169H110ZM156 168V169H157ZM168 170H167V169ZM6 169H7V171H6ZM9 169V170H8ZM12 169H14V170H12ZM17 169V170H16ZM188 170H184V176L182 175V177H185V176H187L190 172V170H189V168H187ZM17 172H16V171ZM21 170V171H20ZM22 170H24V171H22ZM103 172H102V171ZM107 171L106 173H105V171ZM112 170V171H111ZM7 173H6V172ZM10 171V172H9ZM34 171V172H36V173H32V172ZM54 171H55V173H54ZM91 171H93V172H91ZM99 171V172H98ZM117 171V172H116ZM145 171H147L146 172V175H145ZM149 171H150V173H152V174H155V175H157V176H155V175H150L149 176ZM160 171V173H157V172H159ZM21 174H20V173ZM58 172V173H57ZM87 172H89V173H87ZM97 172V173H96ZM109 172V173H108ZM115 172V173H114ZM143 172H144V174H143ZM177 172H179V174L177 173ZM186 172V173H185ZM3 173V174H2ZM13 173H15V175H13ZM16 173H18V174H16ZM30 173V174H29ZM74 173V174H73ZM94 175H93V174ZM105 173V174H104ZM147 173H149V174H147ZM27 174H29V177H28V175ZM50 174V173H49ZM88 174V175H87ZM143 174V175H142ZM33 175V176H32ZM51 175V174H50ZM56 175V176H55ZM68 175V176H67ZM93 175V176H92ZM96 175V176H95ZM99 175V176H98ZM148 175V176H147ZM22 176V177H21ZM31 176V177H30ZM67 176V177H66ZM91 176V177H90ZM179 177V178H177L176 180H175V177ZM5 177V178H4ZM25 177V178H24ZM26 177H28V178H26ZM53 177H55V178H53ZM67 179H66V178ZM109 177H110V180H109ZM141 179H140V178ZM171 177H172V179L174 180H172L171 179ZM64 178V179H63ZM106 178V179H105ZM112 178V179H111ZM145 178H147L146 180H145ZM168 178H169V180H168ZM26 181H25V180ZM29 179L32 181H29ZM85 179V180H84ZM96 179V180H95ZM104 179V180H103ZM45 180H46V182H45ZM62 180H66V182H70V186H72L71 187V190H72V194L69 196V195H67L68 197H67V203H68V205L70 204V211L71 212H68V210H67V207H66V205H64V204H62V201L60 200V199H56V195L54 194H51V193H48L49 191H50V189H52L51 191H53L54 189H56L57 188V186H56V184H57V182L58 183H60V181H61V183H64V181L62 182ZM74 180V181H73ZM98 180V181H97ZM47 181H48V184H47ZM121 181V182H120ZM168 181H170V183H168ZM171 181H173V182H171ZM178 182L177 184H178V186L177 187H175L176 185V183H174V182ZM30 182V183H29ZM65 182V183H66ZM77 184H76V183ZM84 182V183H83ZM104 182V183H103ZM110 182V183H109ZM125 182V183H124ZM158 182V183H157ZM161 182V183H160ZM181 182V181H180ZM9 183V184H8ZM32 183V184H31ZM46 183V184H45ZM78 183H81V184H78ZM85 185V184H87V185H83V184ZM94 183V184H93ZM96 183V184H95ZM98 183V184H97ZM153 183H155V184H157V185H154ZM168 183V184H167ZM172 183V185L171 186H173V185H175V186H173V191L171 192V190H172V188H171V186L169 187V185ZM192 184L191 185H195L196 184V182H194V180L191 182ZM15 184V185H14ZM31 185V187H30V185ZM35 184V185H34ZM106 184V185H105ZM108 184H109V186H108ZM40 185H42L41 187H40ZM44 185V186H43ZM80 185V186H79ZM91 185L93 186V187H91ZM125 186V188H123V186ZM150 185H151V187L154 185V186H157V190H155L156 189V187L154 188V189H152L151 187H150ZM168 186V189L170 190V193H168L169 194V196H167L166 195V192H169V190L167 189V186ZM27 186H29V187H27ZM33 186V187H32ZM88 186V187H87ZM104 186V187H103ZM107 186V187H106ZM120 186H122V187H120ZM153 186V187H154ZM161 186H163L162 188H161ZM25 187L27 188V189H25ZM43 188V189H40V188ZM106 187V188H105ZM110 187H113V189L112 188H110ZM166 187V188H165ZM264 185H260V189H261V191H262V194H263V196H264ZM47 188L49 189V190H47ZM86 188V189H85ZM100 188H102V189H100ZM109 189L108 191L110 192V195H109V192L106 190V189ZM118 188H120V189H122L121 191H120V194L119 193H116V191H117V189ZM151 188V189H150ZM178 188H180V189H178ZM2 189H3V191H2ZM39 189V190H38ZM75 189V190H74ZM78 189V190H77ZM105 189V190H104ZM113 191H112V190ZM116 189V190H115ZM160 189V190H159ZM164 189H166V190H168V191H166V190H164ZM195 189V188H194ZM194 189L192 190V189H188V190H191V191H194ZM57 190V189H56ZM92 190V191H91ZM127 190V191H126ZM139 190V191H138ZM151 190V191H150ZM159 190V191H158ZM174 190H177V191H180L179 193L177 192V191H174ZM246 190V188H244V190L242 191V192H244ZM30 191V192H29ZM37 191H41L42 193H41V195L43 196V199L45 200V202H47L48 204L47 205H42V207H40V209H41V211H43V212H41V218H39V221H38V223L37 224H39L38 225V227H39V229H44V231L47 233V236H46V239L49 241V242H44L43 244L41 243V244H39V246L37 245L36 246V243L35 244H31V246L32 247H29L30 246V243H28L27 244V242L29 241L28 239H31V237H29V236H27L26 237V235H28V228H26L27 226L25 225L26 224V219L28 220V217H29V215H30V212L29 211H31V210H29L30 208H34V207H36V205H38L39 203H37L36 201H33L34 199H33V197H35V195H36V193H37ZM50 191V192H51ZM90 191V192H89ZM101 191V192H100ZM112 191V192H111ZM115 191V192H114ZM126 191V192H125ZM138 191V192H137ZM158 191V192H157ZM163 191V192H162ZM166 191V192H165ZM19 192V193H18ZM47 192V193H46ZM176 192V193H175ZM2 193V194H1ZM23 193V194H22ZM40 193V192H39ZM87 193V194H86ZM91 193V194H90ZM105 193V194H104ZM137 193H138V195H137ZM148 193H149V195H148ZM163 193V194H162ZM186 193V192H185ZM22 194V195H21ZM38 194V193H37ZM81 194V195H80ZM84 194V195H83ZM102 194V195H101ZM112 194V195H111ZM117 194V195H116ZM159 194H160V196H161V198H160V196H159ZM162 194V195H161ZM165 194V195H164ZM78 195V196H77ZM86 195V196H85ZM164 195V196H163ZM3 196L5 197V198H3ZM38 196V195H37ZM137 196V197H136ZM139 196V197H138ZM141 196V197H140ZM165 196H167L166 198H163V197H165ZM193 196V197H192ZM48 197V198H47ZM51 197V198H50ZM86 197V198H85ZM183 198H184V201H187V200H189V199H193L194 198V194H191V192L189 193L188 192V194H186V195H184V196H182ZM190 197V198H189ZM29 198V199H28ZM32 198V199H31ZM72 198V199H71ZM83 198V199H82ZM87 198H88V200H87ZM94 199L93 201L94 202H96V204L94 203V202H91V199ZM105 198V199H104ZM154 198V199H153ZM170 200H169V199ZM173 198V199H174ZM182 198V199H183ZM186 198V199H185ZM234 195H229V197L226 199V205H227V208H228V205H230V204H235V200H234ZM42 198H40V199H38V200H41ZM48 199H49V202H48ZM53 199V200H52ZM76 199V200H75ZM107 199V200H106ZM135 199V200H134ZM165 199L167 200H169V204L167 203V201H165ZM29 200V201H28ZM47 200V201H46ZM68 200H69V202H68ZM99 200V201H98ZM108 200H110V201H108ZM137 200V201H136ZM20 201V202H19ZM32 201H33V203H32ZM121 201V202H120ZM144 201H145V203H144ZM161 201V202H160ZM231 201V203L229 204V202ZM235 201V202H234ZM35 202V203H34ZM57 202V203H56ZM60 202V203H59ZM71 202V203H70ZM80 202V203H79ZM89 202V203H88ZM153 202V203H152ZM154 202H156V203H154ZM224 202H225V200L223 201V202H221L220 204V206L218 207L219 208V210H220V212L221 211H226V209L227 208H224V206H226L225 204H224ZM228 202V203H227ZM25 203L28 205V207H24V208H27V211H24L23 209V206H25ZM28 203H32V204H35V205H33L34 207H32V204L30 205V204H28ZM92 203V204H91ZM112 203V204H111ZM120 203V204H119ZM136 203V204H135ZM151 204L152 206H150V207H152V209L154 208V210H152L150 207H146L145 205H147V204ZM162 204V206H160V208H158L159 207V205H161ZM51 204V205H50ZM58 204V205H57ZM95 204V205H94ZM132 204V205H131ZM134 204H135V208H134ZM144 204V205H143ZM156 204V205H155ZM233 204V205H234ZM250 204V203H249ZM26 205V206H27ZM30 205V206H29ZM49 205V206H48ZM61 205V206H60ZM63 205V206H62ZM93 205V206H92ZM98 205V206H97ZM138 205V206H137ZM232 205V206H233ZM236 205H237V202H236ZM74 206V208H72ZM84 206V207H83ZM158 206V207H157ZM231 206V205H230ZM92 207V208H91ZM106 207V208H105ZM120 207V208H119ZM137 207V208H136ZM223 208V210H222V208ZM23 208V209H22ZM44 208V209H43ZM46 208V209H45ZM99 208V209H98ZM109 209V211H108V209ZM132 208V209H131ZM134 208V209H133ZM142 208V209H141ZM146 208L149 210V208H150V210L148 211H146ZM233 209V213H228L227 211H228V209H227V215H226V220H225V222L226 221H228V222H224L223 223V225H222V228H224V229H226V230H228L227 228H229V222H232L233 221V219H237V217L238 216H236L235 215V209H234V206L232 207ZM73 209V210H72ZM81 209H82V211H81ZM87 209V210H86ZM95 209V210H94ZM113 209V210H112ZM115 209V210H114ZM157 209H159V210H161L159 213H158V211H157ZM225 209V210H224ZM26 210V209H25ZM29 210V211H28ZM76 210H78V211H76ZM120 210H121V212H120ZM145 210V211H144ZM152 210V215H150V217L152 218V220H151V218H149L150 220H146L148 217L147 216H149L148 214L150 213V211ZM182 210V209H181ZM180 210V211H181ZM184 210V209H183ZM218 210V211H219ZM19 211H20V213H19ZM80 211V212H79ZM84 211V212H83ZM93 211V212H92ZM110 211H111V214H110ZM118 211V212H117ZM124 211V212H123ZM153 211L155 212L154 214L155 215H153ZM157 211V212H156ZM164 211V212H163ZM25 212V215L23 214ZM27 212H29V213H27ZM46 212V213H45ZM54 212V213H53ZM74 212V213H73ZM108 212V213H107ZM114 212V214L112 215V213ZM140 212V213H139ZM143 212H146V214L145 213H143ZM178 212V213H177ZM183 212V211H182ZM186 212V210L184 211V213ZM229 212H232V211H229ZM8 213V215H6ZM69 213V214H68ZM89 213V214H88ZM92 213V214H91ZM96 213V214H95ZM161 213V214H160ZM166 215H165V214ZM174 213V214H173ZM177 213V214H176ZM24 215L23 216V218L21 217V215ZM58 214V215H57ZM75 214V215H74ZM99 214V215H98ZM101 214H103V215H101ZM158 214V215H157ZM160 214V215H159ZM163 214V215H162ZM171 214V215H170ZM176 214V215H175ZM226 214V213H225ZM232 214V215H231ZM101 215V216H100ZM112 215V216H111ZM115 215V216H114ZM118 215V216H117ZM142 215V216H141ZM147 215V216H146ZM234 215V216H233ZM4 216H6V218L4 217ZM25 216H28V217H25ZM42 216H44V217H42ZM47 216V217H46ZM88 216V217H87ZM90 216V217H89ZM101 218V221H103V216H105L104 217V221H106V224L107 225H109L110 223V228H109V230H108V232L107 233H111V232H113V233H111L110 234V236H105V235H103L104 233H102V229L100 228V230L101 231H99L97 228H96V225H95V222L97 221V220H100V218ZM109 216V217H108ZM111 216V217H110ZM122 217V218H120V217ZM142 218H141V217ZM147 218H146V217ZM159 216L161 217V218H159ZM163 216V217H162ZM165 216H167V217H165ZM18 217V218H17ZM74 218V219H70V218ZM114 217V219H112ZM137 217V218H136ZM145 217V218H144ZM153 217H155V218H157L158 220H159V223H156V222H158L157 221V219H155V218H153ZM111 218V219H110ZM116 218H118V220H115ZM134 218V219H133ZM143 218L145 219V221H144V224L142 223L143 222ZM231 219V221H230V219ZM263 217H261V219H262ZM2 219V220H1ZM94 219V220H93ZM110 219V220H109ZM120 219V220H119ZM121 219H123L122 221H121ZM140 219V220H139ZM4 220V221H3ZM109 220V221H108ZM112 220H115V221H112ZM171 220V221H170ZM10 221V222H9ZM22 221H23V225H22ZM92 221V222H91ZM108 221V222H107ZM113 222V224H112V222ZM126 221V222H125ZM139 221V222H138ZM175 221V222H174ZM235 221V220H234ZM261 222H263V219L262 220H260ZM4 222L6 223V224H4ZM8 222V223H7ZM42 222V223H41ZM79 222V223H78ZM94 222V223H93ZM114 222H115V224L118 226L119 225V223H123V224H125V225H123L122 227H125V228H122V230H123V234L122 233H120V231H119V233H117V230H118V228H115V227H117V226H115V224H114ZM119 222V223H118ZM148 222V223H147ZM150 222V223H149ZM246 222V221H245ZM23 226H19L18 227V225H20V224ZM25 223V224H24ZM73 223V224H72ZM77 223H78V225L79 226H76L77 225ZM109 223V224H108ZM142 223V224H141ZM146 223V224H145ZM170 223V226H172V224ZM17 224V225H16ZM69 224H72V225H69ZM127 224V225H126ZM158 224H159V226H158ZM4 225V226H3ZM14 225H15V227H14ZM86 225V226H85ZM112 225V226H111ZM146 225V226H145ZM147 225H149V226H147ZM13 226V227H12ZM16 226L18 227V229L16 228ZM24 226H25V228H24ZM114 226V227H113ZM151 226H153V227H151ZM20 227H21V229H20ZM74 227V228H73ZM83 227V228H82ZM87 227H88V229H87ZM145 227V228H144ZM150 227V228H149ZM160 227V228H159ZM163 227V226H162ZM175 226H173V228H174ZM176 227H177V225H176ZM226 227V228H225ZM15 228V229H14ZM80 228V229H79ZM148 228H149V230H148ZM19 229H20V231L23 233V235H22V237L24 236V234H25V232L24 231H26V234H25V237H21V235L19 236L18 234H22L20 231H19ZM25 229V230H24ZM34 229V228H33ZM33 229H32V231L31 232H34L35 231V233H34V235L36 234V233H38V231H36L35 229H34V231H33ZM86 229V230H85ZM94 229H95V231H94ZM117 229V230H116ZM144 229H145V231H144ZM156 229V228H155ZM167 230L169 229V228H166ZM222 230L223 232L224 231H226V230ZM230 229V228H229ZM235 228H233V230H234ZM69 230H71V231H69ZM81 230V231H80ZM121 230V231H122ZM138 230H140V231H138ZM148 230V231H147ZM171 230V229H170ZM232 230V229H231ZM14 231H17V232H15L14 233ZM54 231V232H53ZM96 231H97V233H96ZM125 231V232H124ZM143 231V232H142ZM52 232V234H53V236L50 234ZM67 232H69V233H67ZM77 232V235H81V232H84V234H83V236H86V237H88L87 235L88 234H91L92 235V239H90L89 237H88V242L92 245V246H94V247H92L93 248V251L92 252H90L89 254L87 253V254H84L83 253V247H80L79 245H77L78 246V248H77V246L75 245V240H74V237L72 236V235H76V234H74V233H76ZM86 232V233H85ZM138 232V233H137ZM232 232V231H231ZM13 233H14V235L15 236H13ZM59 234V235H57V234ZM88 233V234H87ZM101 233H102V236H100L101 235ZM134 233H136V234H134ZM33 234V233H32ZM33 235V236H34ZM51 235V236H50ZM96 235V236H95ZM100 237H99V236ZM111 235L113 236V237H111ZM134 235V236H133ZM137 235V236H136ZM142 235V236H141ZM147 235V234H146ZM17 236H19L18 238H22L21 240L23 241L25 238H26V240H27V242H26V244H25V246L27 247H25V246H23V247H25V248H23L22 247V245L25 243L24 241H26V240H24L23 242L24 243H22L21 241H19L20 239H18L17 238ZM48 236H50V237H48ZM56 238H55V237ZM90 236V235H89ZM94 236V237H93ZM125 236V237H124ZM13 237V238H12ZM15 237V238H14ZM34 237H36V236H34ZM52 237V238H51ZM91 237V236H90ZM98 237V238H97ZM108 239V240H110V241H108L106 238ZM111 237V238H110ZM123 237V238H122ZM18 239V241L17 242H15L14 240H13V242L16 244V246L17 247H20V248H17L16 246H15V244L14 243H12L11 241H12V239ZM37 238V237H36ZM54 238V239H53ZM73 238V239H72ZM93 238H96V239H94L95 240V242H94V240H93ZM113 238V239H112ZM125 238V239H124ZM51 239H52V241H51ZM127 239V240H126ZM139 239V240H138ZM38 240V239H37ZM73 240V241H72ZM90 240H91V242H90ZM93 240V241H92ZM107 240V241H106ZM112 240H114V242L112 241ZM125 240V241H124ZM137 240V241H136ZM39 241V240H38ZM37 241V242H38ZM101 243H100V242ZM117 241V242H116ZM123 241V242H122ZM8 242V243H7ZM9 242L10 243H12V245L13 246H15V247H13L12 245H10L9 244ZM21 242V245L19 244V243ZM60 242H61V244H60ZM95 244H94V243ZM107 242H109L110 244H112L111 242H113V244L110 246V244H108ZM121 242V243H120ZM133 242V243H132ZM257 242V243H256ZM93 243V244H92ZM103 243V244H102ZM107 243V244H106ZM8 244H9V246H10V248L8 249ZM17 244H19L20 246H18ZM57 244H58V246H57ZM121 244V245H120ZM126 244V245H125ZM264 237H262L261 236V239L260 238H256L255 239V243H253V245L255 246V249H256V251H260V252H264ZM120 245V246H119ZM123 245V246H122ZM135 245V246H134ZM54 246V247H53ZM56 246V247H55ZM108 246H110L111 248H109ZM133 246V247H132ZM203 246V245H202ZM201 246V247H202ZM206 246V247H205ZM205 246H203L202 248L205 250H211L212 249V245H208V244H206ZM243 246L245 247V246H247V247H249L248 245H247V243H245V245L243 244ZM11 247H12V249H11ZM58 247V248H57ZM120 249H119V248ZM209 247V248H208ZM221 246H218V248H220ZM247 247H245V248H247ZM259 247V248H258ZM23 248V249H22ZM31 249V251H30V254H29V257H28V259L26 258V260H20V258H23L24 256L22 255V252L24 251V249ZM54 248V249H53ZM108 248H109V250H108ZM115 248H117V249H115ZM217 248V247H216ZM215 248V250L214 251H216L217 249ZM222 248V247H221ZM224 248V247H223ZM222 248V249H223ZM3 249V250H2ZM16 251H15V250ZM18 249V250H17ZM119 249V250H118ZM201 249V248H200ZM202 249V250H203ZM221 249V253L222 252H224L223 250ZM248 249V248H247ZM5 250H6V252H5ZM9 250H11V251H9ZM14 250V251H13ZM20 250V251H19ZM26 250L23 252V253H25V254H27V252H26ZM117 250V251H116ZM136 250V251H135ZM220 249H218V251H219ZM17 251H19V252H21V254L19 253V252H17ZM110 251H112L111 253H108V252H110ZM114 251H115V253H114ZM119 251V252H118ZM2 252H3V255H2ZM5 252V253H4ZM15 252H17L18 253V255H17V253H15ZM116 252H118V253H116ZM34 253V254H33ZM5 254V255H4ZM12 254V255H11ZM19 254H20V256H22V257H20L19 256ZM53 254V255H52ZM109 254V255H108ZM111 254H113V255H111ZM116 254V255H115ZM119 254V255H118ZM121 254H123V256L121 255ZM94 255H96V257L94 256ZM111 255V256H110ZM118 255V256H117ZM4 256V257H3ZM9 256V257H8ZM13 256V257H12ZM18 256V257H17ZM94 256V257H93ZM20 257V258H19ZM10 258V259H9ZM12 258H16V259H12ZM25 258V257H24ZM23 258V259H24ZM104 258V259H103ZM113 258V259H112ZM115 258V259H114ZM138 258V257H137ZM3 259V260H2ZM94 259V260H93ZM96 259V260H95ZM103 259V260H102ZM119 259V260H118ZM9 260V261H8ZM15 260V261H14ZM99 260V261H98ZM107 260V259H106ZM106 260H104V262L106 261ZM115 260V261H114ZM25 261V262H24ZM96 261H98V262H96ZM107 262V261H106ZM106 262H105V264H106ZM127 262V263H126ZM113 263V264H114ZM101 264H103V262L101 263ZM136 264H138V261H137V263Z\"/></svg>",
    "mask_w": 264,
    "mask_h": 264
},
{
    "label": "bare ground",
    "instance_id": "2",
    "mask_svg": "<svg viewBox=\"0 0 264 264\" xmlns=\"http://www.w3.org/2000/svg\"><path fill=\"white\" fill-rule=\"evenodd\" d=\"M13 1V0H12ZM22 2H23V0H21ZM20 1V3H18V4H20L21 5V2ZM26 1H30L31 2V0H26ZM34 1V0H33ZM47 2V0H43L42 2ZM49 1V0H48ZM84 1L85 2H87L88 0H64L63 2L64 3H60L59 4V6H58V9L59 10H62V9H64V8H66L68 5H71V6H74V5H76V4H78L79 5V3L81 4V2H83L84 3ZM107 1V0H106ZM140 1H142L141 3L142 4H144L145 5V2H146V0L144 1V0H140ZM156 0H154V2H155ZM163 1V0H162ZM168 1V0H167ZM170 1V0H169ZM216 1V4H215V2H214V4H215V6L217 5V7H218V4H219V7L220 8H222V1H224V0H219L218 1V3H217V0H215ZM239 1H244V0H238V2ZM247 2L248 1H255V0H246ZM257 1V0H256ZM2 4H5V5H2V6H4V9H7L9 6V2L8 1H3L2 0ZM18 2H19V0H18ZM24 2H25V0H24ZM23 2V3H24ZM35 2V1H34ZM36 2H37V0H36ZM44 2V3H45ZM138 2H139V0H138ZM149 2H152V4H153V0L152 1H149ZM171 2V1H170ZM169 2V3H170ZM225 2V1H224ZM228 2V1H227ZM16 2H14V4H15ZM82 3V4H83ZM105 3V2H104ZM157 3V2H156ZM173 3H174V1H173ZM178 3V2H177ZM203 2L201 1V3H199L200 5L202 4ZM226 3V2H225ZM14 4L12 5V6H14ZM17 3H16V5L19 7V5H18ZM28 4H29V2H28ZM31 4V3H30ZM35 4H37V3H35ZM40 4H41V0H40ZM74 4V5H73ZM87 5L86 6H88L89 7V10H91L93 7L92 6H90L88 3H86ZM142 4H139V5H141V6H139V8L141 7L142 9L143 8H146V7H144ZM147 5H149L148 3H146ZM151 4V3H150ZM163 4V3H162ZM182 4V3H181ZM214 4H212L213 6H214ZM237 4V3H236ZM249 4V3H248ZM261 4V3H260ZM23 5H25L26 6V4L24 3V4H22L21 6L23 7ZM58 5V4H57ZM67 5V6H66ZM108 5V4H107ZM146 5V6H147ZM160 5H161V2H160ZM169 5V4H168ZM173 4L171 3V6H172ZM175 5V4H174ZM177 5V4H176ZM175 5V6H176ZM194 5H196V4H193V6ZM29 6V5H28ZM30 6H32V4L30 5ZM35 5H33V7H34ZM103 6H104V4H103ZM106 6V5H105ZM105 6H104V8L103 9H107V8H105ZM143 6V7H142ZM173 7V9H172V11L173 12H175V14L177 13V11L178 10H176V9H178V8H176V7ZM178 6H179V4H178ZM183 6V5H182ZM215 6H214V8H215ZM27 7V6H26ZM46 7V6H45ZM43 8V9H45V10H41L42 12L41 13H43V11L46 13V8ZM51 8H53L52 6H50ZM49 7V8H50ZM81 7V6H80ZM84 7H85V4H84ZM88 7H85V9L84 10H86ZM152 7H153V5H152ZM180 7V6H179ZM253 7V6H252ZM16 8V7H15ZM30 8V7H29ZM32 8V7H31ZM100 8H102V7H100ZM151 8V7H150ZM168 8V7H167ZM184 7H182V8H180V10L181 9H183ZM225 8V7H224ZM251 8V7H250ZM258 8V7H257ZM263 8H264V5H263ZM4 9H3V11H4ZM19 9H20V7H19ZM48 9V8H47ZM66 9H68V7L66 8ZM81 9V8H80ZM79 9V10H80ZM169 9V8H168ZM168 9H164V10H166V11H168ZM171 9V8H170ZM49 10V9H48ZM54 10V9H53ZM95 10V9H94ZM96 10H101V9H99V8H96ZM147 10V11H146ZM184 10V9H183ZM213 10V9H212ZM215 10V9H214ZM217 10H219V8H217ZM252 10V9H251ZM261 10V9H260ZM65 11V10H64ZM146 11V13L148 12V9L146 8L145 10H144V12ZM159 11V10H158ZM166 11H164V12H166ZM170 11V10H169ZM50 12H52L51 10H50ZM85 12H87V10L85 11ZM89 12H91V11H88V13ZM105 12H107V11H105ZM152 12V10L150 11V13ZM171 12V11H170ZM181 12V11H180ZM184 12V11H183ZM251 12V11H250ZM258 12V11H257ZM264 12V11H263ZM3 13H5V12H3ZM7 13V12H6ZM40 13V12H39ZM48 13H49V11H48ZM62 13V12H61ZM66 13H68V12H66ZM82 13H84L83 11H82ZM93 13V12H92ZM96 13V12H95ZM98 13V12H97ZM96 13V14H97ZM104 13V12H103ZM117 13V12H116ZM115 13V14H116ZM146 13H142L143 14V16H145V17H149L150 16V14L148 15V14H146ZM172 13V12H171ZM170 13V14H171ZM221 13V12H220ZM224 13V12H223ZM259 13V12H258ZM8 14V13H7ZM44 14V13H43ZM62 14H64V13H62ZM70 14V13H69ZM69 14H67V15H69ZM81 14V13H80ZM106 14V13H105ZM139 14V13H138ZM141 14V13H140ZM139 14V15H140ZM152 14V13H151ZM178 14V13H177ZM225 14V13H224ZM28 15V14H27ZM72 15V14H71ZM69 16V17H72V16ZM93 15V14H92ZM148 15V16H147ZM171 15H173L174 17H176L177 15H174V14H171ZM222 15V14H221ZM228 15V14H227ZM261 15V14H260ZM81 16V17H80ZM91 16V15H90ZM116 16H118V15H116ZM141 16V15H140ZM140 16H138V17H140ZM170 16V15H169ZM169 16L167 17L168 19H169ZM172 16V17H173ZM182 16V15H181ZM263 16V15H262ZM17 17V16H16ZM20 17V16H19ZM55 17V16H54ZM79 17L83 20H85V22L83 21V23H86V22H88L89 21V15L87 16V15H79ZM93 17V16H92ZM166 17V16H165ZM178 17V16H177ZM241 17V16H240ZM260 17V16H259ZM264 17V16H263ZM59 18H60V16H59ZM58 17H57V20H59V21H57L56 20V18H52V19H54L55 20V22H53V23H56V27L55 26H53L52 27V30H53V32H55L54 33V36H56L58 33H60L61 32V26L63 25V24H61V23H63V22H61L60 21V19H59ZM72 18H74V17H72ZM79 18V19H80ZM94 18V17H93ZM154 18V17H153ZM152 18V19H153ZM156 18V17H155ZM236 18V17H235ZM238 18V17H237ZM248 18V17H247ZM261 18V17H260ZM80 19V20H81ZM86 19H88L87 21H86ZM139 19H142V18H139ZM144 19V18H143ZM221 19H223L225 22H226V24H228L227 23V16L225 17H223V18H221ZM232 18H230L229 20H231ZM257 19V18H256ZM27 20V19H26ZM73 20V19H72ZM82 20L80 21L81 23H82ZM167 20V19H166ZM228 20V21H229ZM260 20V19H259ZM264 20V19H263ZM44 22L42 23V21H40V22H36L35 24H36V26L34 25H32L31 27H27L26 25H21V26H19V27H16V26H14V27H11L12 29L11 30H4V29H2V30H0L1 32H0V43H2L1 45H3V46H1L0 45V56H1V58H0V71L1 72H3L4 74H6L3 78L1 77V79H0V81H2V82H4V86L3 85H0V87L3 89L2 90V92L0 93V95L2 94V96L4 95V97H2V100L4 99L5 101L4 102H6V101H8V102H10L11 104H9V105H11V107L13 106V101H16V102H18V101H22L23 102V107H24V109H26L25 110V112L26 113H28V114H23V115H25V116H27L26 117V119L28 118V119H32V118H35V120L37 119H39L38 121L40 122V121H43V123L45 124V126L47 127V129L46 130H44L43 129V127H45V126H43L42 127V125H40L41 127H42V131H43V135L44 134H50L51 135V133H49L50 131H57V132H55L56 133V135H57V133H58V131H60L61 129H63V128H67V126H70L71 125V127H69L70 129V131L68 130V133H66V134H68V135H65V136H62L63 138H56V137H58V136H56L55 138L53 137L52 139H50V141H48V142H45L46 144H45V146L46 145H48L47 143H50L51 141L52 142H54L53 143V147L51 146V145H48V146H51L52 148V150H51V152H48V148H47V152L49 153V155L51 154V155H53V159H55L54 158V155L55 156H57L60 152H57V150H59L63 145H65V146H69L71 143H73V142H75V141H73L72 139H74L75 137H78V136H84V137H86V136H88V134L89 133H91V135H92V133H94V132H96V130H97V128L95 127V125L97 124V125H99L100 123H104V124H106L108 121L110 122V121H112V120H114L115 118H121V116H123L124 114H123V112H122V109L120 110V109H118V108H114V107H106V105L105 106H103L98 112H99V115H98V117L96 118V117H94V115L93 116H91V117H88V118H81V119H79L80 118V116H79V114H81V116L82 115H85L86 113L88 114V113H90V115H91V112L92 113H94L96 110L95 109H97V107L96 106H98L99 104H101V105H103V104H105L106 103V100H107V97L108 98H111L112 100H118V99H120V98H122V96L123 95H120V92H121V90H120V92L118 93V94H111V93H109L110 92V86H108L107 85V88H104V86H101V82L97 85V87L95 86V88L92 86V84H96V82L94 83L93 82V80L95 79L94 77H96V74L98 73V71H102V68L100 69H98V68H96V66H98L99 64H101V63H99L98 65L96 64L97 62H94L95 64H96V66L93 68V66H94V64L92 63L93 61H95L94 59H95V57H94V55L92 56V54H91V56H87V57H85V58H83V59H81L80 60V63H79V59H78V56L77 57H75V56H69L67 59L68 60H66L65 58L66 57H63V55H61V54H57V52H56V54H55V56L53 55V54H50L48 51H46L45 49H44V47L42 46L43 44H46L47 45V43H46V40H44V42L42 41V45L40 44V42H38L37 40H39V37L37 36L38 34L37 33H35V31H34V29H37V28H40L41 30H43L44 31V29H48V31H50L51 29L50 28H48V26L49 25H47V24H45L46 22H45V20H43ZM95 21V20H94ZM94 21L92 20V22H91V24L89 25H86V24H83V25H85L84 26V30L87 32V34L85 33V32H83L84 33V35H83V38H81L82 36H80V40L82 39V41H84V42H86L87 44H88V47L87 48H89V53L90 52H94L95 54H98L99 52H98V50L100 51V49L99 48H103L102 50H104V48H106L107 49V47H114V45H115V47L114 48H116V44L118 43V47L120 46V39H122V34H125V29L126 28H121V29H119V30H117V32H115L114 31V29H113V27L112 26H110V24L109 25H106V24H101V23H97L96 22V24H93L94 23ZM145 21V20H144ZM143 21V22H144ZM152 21V20H151ZM154 21V20H153ZM153 21H152V23H153ZM158 21V20H157ZM32 22H34V21H32ZM70 22H73V21H70ZM76 22V21H75ZM73 22V23H71V24H68V25H70L69 27H72V25L74 24H76V23H78V22ZM79 22V23H80ZM143 22H141V20H139V22H138V26H137V28H141L142 27V24L141 23H143ZM155 22V21H154ZM163 23H166V22H164V21H162ZM264 22V21H263ZM51 23V22H50ZM106 23H108V22H106ZM168 23H169V21H168ZM168 23H166V24H168ZM231 23V22H230ZM233 23V22H232ZM231 23V24H232ZM257 23H259V26H261L260 25V22H257ZM61 24V25H60ZM66 24V23H65ZM65 24H64V27H65ZM113 24V23H112ZM146 24V23H145ZM145 24H143L144 26H146ZM166 24H164L165 26H166ZM170 24V23H169ZM172 24V23H171ZM222 24V23H221ZM262 24V23H261ZM45 25H47V26H45ZM51 25V24H50ZM55 25V24H54ZM80 25V24H79ZM254 25V24H253ZM252 25V26H253ZM256 25V24H255ZM254 25V26H255ZM263 25H264V23H263ZM78 26V25H77ZM75 26L76 28H74V26L72 27V28H74V29H79L80 27H81V25H80V27L78 26ZM124 26V25H123ZM127 26V25H126ZM162 26V25H161ZM164 26V27H165ZM168 27H169V25H167ZM167 26H166V29H167ZM185 26V25H184ZM219 26H220V24H219ZM231 26V25H230ZM251 26V25H250ZM83 27V26H82ZM115 27V26H114ZM130 27V26H129ZM148 27V26H147ZM159 27V25H157L156 24V22H155V24L154 25H152V27H151V29L153 30V29H157ZM216 27V26H215ZM246 27H248V26H246ZM246 27H245V29H246ZM262 27V26H261ZM20 28H24V29H26V30H28V32H26V30L25 31H22V29H20ZM63 28V27H62ZM66 28H68L67 26H66ZM88 28L90 29V31L88 30ZM94 28H96V30L94 31ZM144 28H146V27H144ZM224 28V27H223ZM230 28V27H229ZM233 28V27H232ZM238 28V27H237ZM241 28V27H240ZM239 28V29H240ZM1 29V28H0ZM50 29V30H49ZM74 29H71V30H74ZM81 29H83V28H81ZM81 29H79L80 31H84V30H81ZM142 29V28H141ZM150 29V28H149ZM147 30V29H145L146 31L145 32H141V33H138L139 35L140 34H142V33H144V35L143 36H138V46L137 47H139V48H142L143 49V47H141V46H145V45H147V44H149L150 42L152 43V45H154V49H153V52L152 53H155V52H160L161 50L159 49V47L160 46H163V45H160V46H158V44L159 43H161L163 40H165V38L166 37H164V39L163 40H158V37H152L151 36V29L150 30ZM170 29H171V27H170ZM225 29V28H224ZM239 29H238V31H239ZM244 29V28H243ZM254 29V28H253ZM261 29V28H260ZM29 30H32L31 32L29 31ZM45 30V31H46ZM159 30V29H158ZM241 30H242V28H241ZM240 30V31H241ZM247 30H249V31H247V32H250V34L252 33L251 31H252V28L250 29H248L247 28ZM251 30V31H250ZM44 31V32H45ZM47 31V32H48ZM60 31V32H59ZM62 31H64V29L62 30ZM68 31V30H67ZM69 31H70V29H69ZM68 31V32H69ZM141 30H139L138 32H140ZM155 31V30H154ZM169 31H171V30H169ZM169 31L167 30V32L169 33ZM238 31L237 32H235V34L238 36H235L236 38H234V40L237 42L238 41V38L240 39L241 37H245V36H248L249 37V34L247 33V35H245V36H242L243 34H242V32H241V34L242 35H238ZM244 31V30H243ZM254 31V30H253ZM257 31V30H256ZM42 32V31H41ZM56 32H58L57 34H56ZM127 32H128V29H127ZM131 32V31H130ZM233 32V31H232ZM261 32H263L264 33V30H262ZM70 33V32H69ZM134 33V32H133ZM222 33V32H221ZM228 33V32H227ZM240 33V32H239ZM245 33H246V30H245ZM254 33V32H253ZM252 33V34H253ZM52 35H53V33H51ZM51 34H50V36H51ZM61 34V33H60ZM60 34H58L59 35V37H60ZM65 34V33H64ZM71 34H72V32H71ZM106 34H109V36H111V38H105V35ZM126 34H129V32L128 33H126ZM131 34V33H130ZM171 34H172V31H171ZM229 35L231 34V33H228ZM47 35V34H46ZM62 35V34H61ZM67 35V34H66ZM73 35V34H72ZM71 35V36H72ZM136 35V34H135ZM156 35V34H155ZM165 35V34H164ZM168 35V34H167ZM183 35V34H182ZM181 35V36H182ZM260 35H262V34H260ZM65 36V35H64ZM107 36V35H106ZM109 36H107V37H109ZM130 36V35H129ZM231 36V35H230ZM234 36V35H233ZM62 37H63V35H62ZM128 37V36H127ZM135 37V36H134ZM140 37V38H139ZM169 37V36H168ZM168 37L166 38V40L168 39ZM223 37V36H222ZM55 38H57V36L55 37ZM73 37H71V41H72V44H73V42L74 41H76L78 38L77 37H75L76 38V40H75V38H73ZM136 38V37H135ZM135 38H132V39H135ZM199 38V37H198ZM230 38V37H229ZM232 37H231V39H233ZM255 38H257V37H255ZM264 39V35H263V37L261 36V39ZM123 39H125L124 37H123ZM122 39V40H123ZM171 39L172 38H169V42L171 43ZM258 39H260V38H258ZM262 39V40H263ZM66 40V39H65ZM64 40V41H65ZM67 40H68V38H67ZM70 40V39H69ZM79 40V39H78ZM79 40V41H80ZM122 40H121V43L123 44V42H122ZM130 40V39H129ZM181 40V39H180ZM243 40V38H241V41ZM250 40V39H249ZM176 40L174 39V41H173V44H174V42H175ZM225 42L224 40H221V42ZM231 41V40H230ZM264 41V40H263ZM61 42H63V41H61ZM67 42V41H66ZM83 42V43H84ZM124 42H125V40H124ZM165 42V41H164ZM163 42V43H164ZM178 43L177 44H174V45H178L179 44V39H178V41H177ZM198 42V41H197ZM229 42V41H228ZM235 42V43H236ZM243 42V41H242ZM241 42V43H242ZM251 42V41H250ZM255 42H256V40H255ZM259 42H261V41H258V43ZM50 43V42H49ZM80 43H82V42H80ZM86 43H84V44H82V45H84L83 47H85V44ZM128 43V42H127ZM129 43H131V42H129ZM168 43V41H166V44ZM169 43V44H170ZM182 43H184V42H182ZM231 43H232V41H231ZM239 43V42H238ZM254 43V42H253ZM257 43V42H256ZM56 44V43H55ZM55 44H54V46H55ZM60 42H58V44H56L59 48H60V50L62 49L63 50V48H65L66 46H65V42L64 43H61L60 45ZM64 44V45H63ZM71 44V43H70ZM69 44V45H70ZM75 44V43H74ZM77 44H78V42L76 41V44L74 45L75 47L77 46ZM122 44H121V47H122ZM165 43H164V45H166ZM173 44H171V45H173ZM227 44V43H226ZM229 44H230V42H229ZM229 44H228V49H230L232 46H233V44H234V42H233V44H232V46H231V44H230V48H229ZM245 44V43H244ZM63 45V46H62ZM80 45V44H79ZM112 45V46H111ZM128 45V44H127ZM131 45V44H130ZM137 45V44H136ZM151 45V44H150ZM170 45V46H171ZM179 45H181V43L179 44ZM220 45H222V44H220ZM225 45V44H224ZM236 45V44H235ZM234 45V46H235ZM243 45V44H242ZM246 45V44H245ZM244 45V46H245ZM261 44L259 43V44H250V46H249V44H248V46L246 45L245 47L244 46H241V47H238V48H236V47H234L233 46V48H231V50H234V48H236L237 49V51H236V49L234 50L236 53H235V55L232 57V61L230 62L231 64L229 65V66H227L228 68H229V70H232L234 73H232L233 74V76H232V78H233V81H234V85H233V87H229V89H221V90H224L225 92H227V94L226 95H224L223 97L224 98H222L223 100H226L225 102H228L229 103V107H230V110H228V112L230 113V115H228V113H227V115L228 116H230V117H232L233 119V122H231V127H229V128H231V130H232V133L234 132L235 133V135L234 136H232L233 137V139L231 138V140H230V142L228 143L229 144V146H228V148H230L231 150L233 149V150H235V152H227V147H223L222 146V144L220 143V141L218 140V144H216L215 146H216V148L215 149H213L214 151H210L209 149H208V147H209V143H206V144H203V147H206L205 149H201L202 148V146H201V150L200 149H192L194 146H196L197 147V145L196 144H198V141L200 142V138H202L203 139V137H205L204 135L205 134H208V131L211 129V127H213V123H214V121L215 120H220V118H221V116L220 115H216V114H214V108L216 107H212V108H210V104H212L210 101H206L205 99H204V97H203V95H202V93H201V95H199L198 97H197V102L196 103H190V104H188L187 106H185V105H183L182 106V108H180V110L177 112V110H178V108H177V110L175 111V107H171L170 106V109H171V111L172 112H170L169 114L167 113L168 112V108H167V105H166V110L165 109H163V110H165V111H163V110H161V111H159L158 113H154L153 111H148V109L147 108H145V107H157L158 105H159V101L160 100H158V99H161L162 98V96H163V93H162V87L163 86H165V85H163V86H159V87H161V89L159 88V90H157L158 89V87L157 86H155V87H157V89H155L154 88V93L152 94V95H150V96H148L149 94H147L146 92L148 91V88L146 89V90H144V91H146L144 94H147V98H145L144 100L145 101H143L142 102V100L140 101V103L142 104V106H145V107H139V108H135V110H133L132 112H134V113H140V112H143V113H148V112H150L152 115H153V117H150L151 119L153 118V119H156L157 117V115L158 114H161L162 116H163V114H165V113H167L166 115L168 116V118L166 119V121L165 122H161V123H158V124H155V126H152V125H154V124H152V122L150 123L149 121V123L150 124H152L151 126V128L149 129V131L151 132V133H153L155 136L157 135L158 137H159V135H162L163 136V138L165 137L168 141H170V144H168L166 141H164V142H166L167 143V145H166V148H168V147H171V149L170 150H172V152L169 154V151L167 152L169 155H171V158H172V162L174 163L175 161H177L176 159H177V157H176V159H174L173 157H172V155H174V152L175 153H177V151L178 150H180V148L181 147H183V149H184V146H187V147H185L186 149L188 148V146H189V149H187V150H183L181 153H182V155L181 156H179L178 157V160L179 161H181V163L178 165V166H184V165H186V167L187 168H189V174L187 175V176H185V177H182V175L184 174V170H188L187 168L186 169H184L183 170V172H181V173H183L180 177H181V179L179 178V177H175V180L177 179V178H179L180 179V181L178 180V182L181 184V186H182V190L180 189V188H178V189H180L181 190V194L182 195H180V194H178L179 196H180V198H177V197H175L174 198V196L173 195H175L174 193L172 194H170L171 196H172V202L170 203L171 205H164L163 207H161V208H163V210L165 211V212H170L169 210H172V212H176L177 210H179V212L180 213H178V215L177 216H174L175 218H176V223H171L172 224V226H170V223H167V224H165L166 226H164L163 224L164 223H166L167 222V220L166 221H164L163 219H162V221H161V224H162V226H161V228L159 229V230H157V225H156V227L154 226V229L152 228L151 230H149V228H148V232H146L145 233V236H144V238L142 239V241H140L141 243L139 244V245H137V243H135L136 244V248L138 249V251H136V253L138 252V254L136 255H134L135 257H136V259H132V262L133 263H137V261H138V264H264V252H258V251H256V249H255V246L253 245V243H255V239L256 238H260L261 239V236L262 237H264V196H263V194H262V191H261V189H260V185H264V58L262 57V56H264V48H260L259 46H260ZM263 45V44H262ZM67 46H68V44H67ZM72 46V45H71ZM71 46H69L70 48H71ZM149 46V45H148ZM147 46V47H148ZM169 46V45H168ZM237 46V45H236ZM238 46H239V44H238ZM57 47V48H58ZM80 47H81V45H80ZM83 47H81V48H83ZM117 47V48H118ZM125 47H128V46H125ZM164 47V46H163ZM166 47H167V45H166ZM175 47V46H174ZM177 47H180V46H177ZM221 47H223V46H220L219 48V50H221L222 48ZM261 47H263V46H261ZM58 48V49H59ZM85 49V50H87V53H88V49ZM132 48V47H131ZM168 48V47H167ZM166 48V49H167ZM98 49V50H97ZM123 49H124V47H123ZM122 49V51H124V50H126V49H124L123 50ZM129 49V48H128ZM142 49H140V50H142ZM164 49V48H163ZM174 48L172 47V49H170V50H173ZM226 49V48H225ZM46 51V53L44 54V53H42V51ZM65 50H66V48H65ZM71 51H72V48L70 49ZM76 50H78V48L76 49ZM95 50H97V52L95 51ZM101 50V51H102ZM115 50V49H114ZM132 50V49H131ZM160 50V51H159ZM168 50V49H167ZM230 50V51H231ZM263 50V51H262ZM3 51V52H2ZM64 51V50H63ZM74 51V50H73ZM84 51V50H83ZM107 51H108V49H107ZM128 51V50H127ZM146 51V50H145ZM177 51H178V49H177ZM216 51V50H215ZM222 51V50H221ZM220 51V52H221ZM229 51V52H230ZM234 51H233V53H234ZM258 51H262V52H260V54L258 53ZM17 52V53H16ZM86 52V51H85ZM105 52V51H104ZM115 52V51H114ZM129 52H131V51H129ZM133 52V51H132ZM162 52V51H161ZM166 52V51H165ZM164 52V53H165ZM172 52V51H171ZM176 52V51H175ZM7 53V54H6ZM81 53V52H80ZM101 53V52H100ZM100 53H99V55H100ZM108 53V52H107ZM164 53H162V54H164ZM173 53H174V50H173ZM216 53V52H215ZM230 53H232V52H230ZM229 53V54H230ZM262 53H263V55H262ZM11 55V56H9V55ZM156 54V53H155ZM157 54H159V53H157ZM161 54V53H160ZM169 54H171V53H169ZM81 55V54H80ZM85 55V54H84ZM139 55V54H138ZM152 55V54H151ZM151 55H150V57H149V54H148V57H146L147 59L148 58H151ZM223 55L224 56H226V54L225 53H223ZM227 55H228V53H227ZM68 56V55H67ZM105 56H107V55H105ZM115 57H117L118 56V54L117 55H114ZM156 56V55H155ZM221 56H222V54H221ZM230 56H231V54H230ZM260 56L262 57V61H260V60H258V59H261L260 58ZM96 57L97 58H99V56L98 55H96ZM113 57V56H112ZM114 57V58H115ZM119 57V56H118ZM145 57V56H144ZM143 57V58H144ZM158 57V56H157ZM188 57V56H187ZM223 57V56H222ZM96 58V59H97ZM101 58V57H100ZM142 58V59H143ZM229 58V57H228ZM8 60V61H5V60ZM146 59V60H147ZM187 59V58H186ZM145 60V59H144ZM145 60V61H146ZM150 59H148V61H149ZM157 60H158V58H157ZM219 60V59H218ZM227 60V59H226ZM107 61V60H106ZM105 61V62H106ZM142 61V60H141ZM148 61H146V63L143 61V63H145V64H147V62ZM175 61H178V60H175ZM120 62V61H119ZM246 62L248 63V65L249 66H251V68L250 67H248L247 66V64H246ZM256 62V63H255ZM93 65H92V64ZM106 63H109L108 61L106 62ZM150 62H148V64H149ZM172 63V62H171ZM221 63V62H220ZM109 64H113L112 63V60H111V63H109ZM142 64V63H141ZM175 64V63H174ZM225 64H227V62H225ZM224 64V65H225ZM254 64H256L257 65V67H255V69L257 70L254 74L252 73V71H253V69H252V66L254 65ZM144 65V64H143ZM171 65V64H170ZM176 65V64H175ZM179 64H177V66H178ZM180 65H183V64H181L180 63ZM223 65V64H222ZM258 65H261V67H259L258 68ZM20 66V67H19ZM101 66V65H100ZM112 66H114V65H112ZM176 66V67H177ZM104 67V66H103ZM145 67H146V65H145ZM172 67V66H171ZM171 67H169V68H171ZM225 67V66H224ZM223 67V68H224ZM226 67V68H227ZM105 68V67H104ZM169 68L167 67V69L168 70H166V68H165V70L166 71H170L171 69H174V71L176 70V68H175V66L173 67V68H171L170 70H169ZM179 68V67H178ZM254 68V67H253ZM22 69H28L29 70V72L28 71H24V70H22ZM225 69V68H224ZM255 69H254V71H255ZM162 70V69H161ZM110 71V70H109ZM165 71V72H166ZM220 71H221V69H220ZM225 71H227V70H225ZM253 71V72H254ZM27 72V73H26ZM103 72H104V70H103ZM102 72V73H103ZM115 72H117V71H115ZM143 72V71H142ZM158 72L160 73L161 71H159L158 70ZM157 72V73H158ZM162 72H164L163 70H162ZM161 72V73H162ZM173 72V70L171 71V74H174V72ZM224 72V71H223ZM227 72H229V71H227ZM9 73H11L13 76H10V74ZM98 74V75H100V76H102L103 74ZM110 72H108V74H109ZM112 73H114L113 71H112ZM147 73V72H146ZM0 74H2V73H0ZM148 74V73H147ZM217 74V73H216ZM154 75V74H153ZM166 75V74H165ZM99 76V77H100ZM146 77L148 76V75H145ZM156 76H157V74H156ZM160 76V75H159ZM158 76V77H159ZM172 76V75H171ZM178 76V75H177ZM99 77H97V78H99ZM115 77V76H114ZM117 77V76H116ZM141 77V76H140ZM162 77H163V75H162ZM6 78V79H5ZM100 78H103V76L102 77H100ZM144 77H142V79H143ZM157 78V77H156ZM160 78V77H159ZM172 79H173V77H171ZM170 78V79H171ZM222 78V77H221ZM225 78V77H224ZM4 79V80H3ZM10 79V80H9ZM104 79V78H103ZM102 79V80H103ZM107 79H109V78H107ZM112 79V78H111ZM114 79V78H113ZM112 79V80H113ZM146 79V78H145ZM155 79V78H154ZM162 79V78H161ZM182 79V78H181ZM229 79H231V78H229ZM228 78L226 79H224V81H223V83L222 84H228L227 82H226V80H229ZM97 80V79H96ZM115 80V79H114ZM113 80V81H114ZM98 81V80H97ZM99 81H101V79L99 80ZM109 81H111V80H109ZM118 80H116V81H114L113 83H115V82H117ZM125 81V80H124ZM131 81H133V80H131ZM221 81V80H220ZM103 82V81H102ZM130 82V81H129ZM160 82H162V81H160ZM183 82V81H182ZM181 82V83H182ZM231 82H232V80H231ZM231 82H229V84L231 83ZM103 83H105V82H103ZM137 82L135 81V84H136ZM140 84H142L141 82H139ZM180 83V81H179V79H177L176 78V81H175V79H173L171 82H169V85L170 84H172L171 86H169V85H167V86H169V88L170 87H172L171 88V90L172 89H176V88H179L178 90L180 91V89H181V87H183V83L181 84ZM109 84H111V83H109ZM118 84V83H117ZM119 84H120V82H119ZM123 84V83H122ZM129 84V83H128ZM127 84V85H128ZM132 84H133V82H132ZM144 84H145V82H144ZM160 84V83H159ZM163 84V83H162ZM231 84H233V82L231 83ZM13 85H17V86H19L18 87V90H20V92H21V94H18V95H14V94H12L11 93V91H9V89L11 88L12 89V86ZM104 85V84H103ZM106 85V84H105ZM121 85V84H120ZM119 85V86H120ZM126 85V86H127ZM130 85H131V83H130ZM134 85V84H133ZM139 85V84H138ZM146 85V84H145ZM100 86H101V88H100ZM116 86V88H118V85H115ZM125 88H126V86L125 85H123ZM139 86H141V85H139ZM139 86H137V87H139ZM167 86L165 87V88H167ZM227 86V85H226ZM230 86V85H229ZM106 87V86H105ZM110 87V88H109ZM130 88H132L133 89V86L131 87V86H129ZM141 87H143V86H141ZM224 87V86H223ZM192 88V87H191ZM195 88V87H194ZM228 88V87H227ZM13 89H14V87H13ZM94 89H96V91L94 90ZM106 89V90H105ZM129 89V88H128ZM127 89V90H128ZM136 89V88H135ZM152 89V88H151ZM184 89V88H183ZM182 89V90H183ZM117 90V89H116ZM115 90V92L117 93L118 91H116ZM130 90V89H129ZM143 90V89H142ZM170 90V89H169ZM177 90V89H176ZM210 90V89H209ZM221 90H219V91H221ZM17 91V90H16ZM123 92V94H125V91L124 90H122ZM150 91V90H149ZM152 91V90H151ZM178 91V92H179ZM185 91H187V90H185ZM207 91V90H206ZM211 92V94H212V92L214 93V91H213V89L212 90H210ZM224 91H222V92H224ZM95 92V93H94ZM127 92V91H126ZM143 92V91H142ZM167 92H168V88H167ZM170 92V91H169ZM173 92V91H172ZM171 92V93H172ZM175 92V91H174ZM215 92H216V90H215ZM121 93V94H122ZM152 93V92H151ZM166 93V92H165ZM170 93V94H171ZM179 93H181V92H179ZM178 93V94H179ZM183 93H184V91H183ZM187 92H185V94H186ZM210 93H209V95H210ZM218 93V92H217ZM221 93V92H220ZM82 95L83 94V96H81V97H86V96H90L91 97V94H94L95 95V97H94V100L92 99V102H89V101H91V100H86L85 102H83L82 100H81V102H79L78 100H80V99H78L77 100V98L75 99V95ZM168 94V93H167ZM169 94V95H170ZM177 93H176V95H178ZM182 94V93H181ZM184 94V95H185ZM199 94V93H198ZM205 94H208L207 92L205 93ZM222 94H224V93H222ZM221 94V95H222ZM208 95V96H209ZM216 95V94H215ZM121 96V97H120ZM146 96V95H145ZM165 96V95H164ZM166 96H168V95H166ZM173 96H175L174 95V93H172L167 99L169 100V99H172L171 100V102L173 101V102H175V101H177V98L178 97H173ZM183 96V95H182ZM188 96V95H187ZM206 97H207V95H205ZM217 96V95H216ZM220 96V94L217 96V97H219ZM1 97V96H0ZM124 98H125V95L123 96ZM180 97H181V95H180ZM209 97H211V96H209ZM216 97V98H217ZM222 96H220L219 98H217V99H220ZM92 98V97H91ZM123 98V99H124ZM129 98V97H128ZM142 98V97H141ZM182 98V97H181ZM195 98V97H194ZM212 98V97H211ZM215 98V99H216ZM225 98H227L228 99V101H227V99H225ZM1 99V98H0ZM123 99H120L121 100V102H122V100ZM183 99V98H182ZM221 99V100H222ZM1 100V101H2ZM18 100V101H17ZM162 101H163V99H161ZM119 101V100H118ZM161 101V102H162ZM179 101V100H178ZM3 102V103H4ZM15 102V103H16ZM22 102H20V103H22ZM2 103V104H3ZM20 103L19 104H17V106L18 105H20ZM113 103H114V101H113ZM180 103H181V101H180ZM224 103V102H223ZM2 104L0 105V107H2ZM116 104V103H115ZM119 104V103H118ZM121 104V103H120ZM213 104H215V105H217L218 103H213ZM16 104H14V106H15ZM16 106V108H20L21 106H19V107H17ZM172 106H173V104H172ZM7 107H8V105H7ZM22 107V108H23ZM119 107V106H118ZM125 107H127L126 106V104H125V106L123 107V108H125ZM137 107V106H136ZM219 107H221L220 105H219ZM218 107V109H221V108H219ZM222 107L224 108V106L222 105ZM228 107V108H229ZM16 108H14V109H16ZM21 108V109H22ZM129 108H132V107H129ZM163 108V107H162ZM222 108V109H223ZM228 108H226V106H225V109H228ZM11 109V108H10ZM126 109V108H125ZM128 109V108H127ZM132 109H134V108H132ZM161 109V108H160ZM217 109V108H216ZM225 109H223V110H225ZM1 110V109H0ZM5 110V109H4ZM4 110H1L2 112L4 111ZM8 110V109H7ZM6 110V111H7ZM12 110H13V107H12ZM17 110H19V109H17ZM17 110H15L16 112H17ZM223 110H221L222 112H223ZM6 111H5V113H6ZM11 111V110H10ZM21 112L22 111H24V110H20ZM124 111V110H123ZM127 111H129V110H127ZM13 112H14V110H13ZM16 112H14V114L16 113ZM24 112V113H25ZM130 112V111H129ZM128 112V113H129ZM1 113V112H0ZM83 113H85V114H83ZM127 113V112H126ZM125 113V114H126ZM127 113V114H128ZM217 113H218V111H217ZM2 114V113H1ZM3 114H4V112H3ZM7 114H9V112L7 113ZM14 114L12 113V116H14ZM16 114H20L21 115V113H16ZM15 114V115H16ZM87 114H86V116H87ZM98 114V113H97ZM126 114V115H127ZM157 114V115H156ZM6 115V114H5ZM20 115H18V116H20ZM35 115V116H34ZM77 116V117H79L78 119L79 120H77V119H75V118H73V116ZM118 115H120V117H118ZM125 115V116H126ZM148 115V114H147ZM156 115V116H155ZM182 117H181V116ZM216 115V116H215ZM2 116H4V115H2ZM1 116V119L2 118H4L5 117V119L7 118V116H9V115H6V116H4V117H2ZM88 116H89V114H88ZM125 116H123V117H125ZM151 116V115H150ZM156 118H155V117ZM17 117V116H16ZM22 117V116H21ZM24 117V116H23ZM122 117V118H123ZM138 118H140L139 116H137ZM143 117H145V115L143 116ZM165 117V116H164ZM220 117V118H219ZM18 118V117H17ZM148 118H149V116H148ZM159 118V117H158ZM160 118H161V116H160ZM163 118V117H162ZM166 118V117H165ZM165 118L163 119V121L165 120ZM5 119H3V122H4V120ZM7 119H9V118H7ZM11 119V118H10ZM15 119V118H14ZM20 119H23V118H20ZM19 118H18V120H20ZM142 119V118H141ZM12 120V119H11ZM53 120V121H52ZM97 120H98V122H97ZM162 120V119H161ZM1 121V120H0ZM17 121V120H16ZM16 121H14V123L16 122ZM27 121H29V120H27ZM31 121V120H30ZM32 121H33V119H32ZM120 121H121V119H120ZM146 122H147V120H145ZM144 121V122H145ZM152 121V120H151ZM2 122V121H1ZM20 122H21V120H20ZM23 122V121H22ZM21 122V124L23 125V123ZM26 122V121H25ZM51 122V123H50ZM106 122V123H105ZM143 122V123H144ZM154 122V121H153ZM18 123H19V121H18ZM32 123V122H31ZM34 123H35V121H34ZM36 123L38 124V122L36 121ZM114 124H113V128H116V127H119L118 125H120V124H118V123H115V122H113ZM123 123V122H122ZM121 123V124H122ZM10 126L13 124V121H12V124H10V123H8ZM20 124V125H21ZM29 124V123H28ZM109 125H110V123H108ZM115 124H118V125H116V127H114V125ZM134 124V123H133ZM146 124V123H145ZM150 124H148L149 126H150ZM19 124H17V125H14V126H18ZM20 125H19V127H20ZM25 125V128H27L26 127V124H24ZM32 125H34V124H32ZM36 125V124H35ZM39 125H38V130H40V128H39ZM101 125H103V124H101ZM125 125V124H124ZM142 125V124H141ZM140 125V126H141ZM147 125V124H146ZM145 125V126H146ZM230 125V124H229ZM5 126H8V125H5ZM100 126V125H99ZM110 126H112V123H111V125ZM110 126H107V127H109V130L112 128H110ZM215 126V125H214ZM23 127V126H22ZM101 127V126H100ZM99 127V128H100ZM104 127H105V125H104ZM225 128H226V126H224ZM224 127H222V128H224ZM17 128V127H16ZM25 128H24V130H25ZM30 128V127H29ZM29 128H27V130H29ZM32 128H33V126H32ZM102 128V127H101ZM100 128V129H101ZM140 128V127H139ZM142 128H143V126H142ZM141 128V129H142ZM146 128H148V126H146ZM221 128V127H220ZM228 128V127H227ZM228 128V129H229ZM99 129V130H100ZM108 129V128H107ZM106 129V130H107ZM118 129H120V128H118ZM39 131V132H42V131ZM65 130V129H64ZM64 130H62L64 133H65V131ZM103 130H105V128L103 129ZM103 130H100V131H102V133L104 132ZM108 130V131H109ZM114 130V129H113ZM112 130V131H113ZM148 130V129H147ZM216 130V129H215ZM223 130V129H222ZM100 131H98V132H100ZM108 131H106V132H108ZM111 130L109 131V133H111L112 132ZM117 131V130H116ZM115 131V132H116ZM144 131V130H143ZM214 131V130H213ZM223 131H225V130H223ZM33 132V131H32ZM63 132H61L60 131V134H62ZM119 132H121L120 130H119ZM123 132H124V130H123ZM147 131H145L144 132V134L146 133ZM210 132V131H209ZM216 132V131H215ZM3 133V132H2ZM10 133V132H9ZM34 133H36V132H34ZM38 133V132H37ZM36 133V134H37ZM53 133V132H52ZM101 132L100 133H98V135H100V134H102ZM113 133L114 132H112L111 133V136L113 135ZM125 133V132H124ZM229 133V132H228ZM233 133V134H234ZM5 134V133H4ZM39 134V136H40V133H38ZM37 134V135H38ZM96 134V133H95ZM118 135V136H116V138H119V133H115V135ZM225 134V133H224ZM53 135V134H52ZM55 135V134H54ZM63 135V134H62ZM121 135V134H120ZM122 135H123V133H122ZM38 136V137H39ZM90 136V135H89ZM94 136V135H93ZM97 136V135H96ZM103 136H105V135H103ZM108 136H110L109 134H108ZM110 136V138H114V136H112L111 137ZM130 136V135H129ZM154 136V137H155ZM32 137L33 136H31V139H32ZM35 137H37L36 135L34 136V139H35ZM37 137V138H38ZM41 137V136H40ZM38 138V139H41V138H44V137H46V135H44V137L42 136L41 138ZM48 137V136H47ZM52 137V136H51ZM135 137L137 138V136L135 135ZM139 137V136H138ZM225 137V136H224ZM90 138H92L93 139V146L91 145V139H89V138H87L86 140L88 141V140H90V145H91V147H94L95 145H94V142H96L97 141V139H96V141H94V139L95 138H93V137H90ZM109 138V140H111ZM112 138V139H113ZM146 138V137H145ZM151 138V137H150ZM162 138V139H163ZM210 138V137H209ZM17 138H15V140H16ZM37 139V140H38ZM101 139H102V137H101ZM100 138H99V141H98V145H99V143H100V140H101ZM155 139V138H154ZM153 139V140H154ZM158 139V138H157ZM14 140V139H13ZM33 140V139H32ZM104 140V139H103ZM102 140V141H103ZM114 140V139H113ZM121 140H123V139H121ZM134 140H135V138H134ZM133 140V141H134ZM139 140V139H138ZM144 140V139H143ZM146 140V139H145ZM144 140V141H145ZM151 140V139H150ZM204 140H206L205 138H204ZM36 141V140H35ZM131 141V140H130ZM139 141H141V140H139ZM147 141V140H146ZM158 141H159V139H158ZM157 141V142H158ZM6 142V141H5ZM37 142V141H36ZM36 142H34V143H36ZM51 142V143H52ZM105 142V141H104ZM138 142V141H137ZM202 142V141H201ZM206 142H208V139L206 140ZM1 143V142H0ZM25 143V142H24ZM88 143H89V141H88ZM106 143V142H105ZM105 143H100L101 145H105ZM131 143V142H130ZM141 143V142H140ZM148 144H149V142H147ZM22 144V143H21ZM27 144V143H26ZM42 144H43V142H42ZM96 144V143H95ZM142 144V143H141ZM146 144V143H145ZM144 144V145H145ZM211 144V143H210ZM224 144V143H223ZM5 145V144H4ZM6 145H9V143L7 144L6 143ZM5 145V146H6ZM41 145V144H40ZM81 145V144H80ZM90 145H84V147L85 146H87V147H85L86 149L88 148V146H90ZM150 145V144H149ZM148 145V146H149ZM151 145H152V142H151ZM151 145H150V147H151ZM202 145V144H201ZM204 145H206V146H204ZM214 145V144H213ZM47 146V147H48ZM76 146V145H75ZM79 146V144L77 145V147ZM83 145H81V147H82ZM148 146H146L145 148H147ZM161 146V145H160ZM160 146H158V149H159V147ZM8 147H10V146H7L6 148H7V151H8ZM43 146H40V148H42ZM71 147V146H70ZM77 147H75L74 148V146L72 147L73 149L72 150H74V149H76L75 151H78V150H80V148L79 149H77ZM91 147H89V148H91ZM101 147V146H100ZM103 147V146H102ZM154 147V146H153ZM211 147V146H210ZM217 147H219V148H217ZM6 148L4 149V147L2 148V150L1 151H3L2 153V156L0 155V163H2V164H12L13 166H17V164L18 165H21L22 163H20V161L18 162L17 160V162L15 161V162H13V160H10L9 158L10 157H12V156H10V157H8L9 156V154L7 155H5L4 154V152H7L6 151ZM12 148H14V147H12ZM19 148H21V147H19ZM19 148H17V150L19 149ZM22 148H23V146H22ZM44 148H46V147H44ZM43 148V149H44ZM50 148V147H49ZM65 148V147H64ZM95 148V147H94ZM104 148V147H103ZM134 148V147H133ZM149 148V147H148ZM156 148V147H155ZM161 148V147H160ZM37 149V148H36ZM39 149V148H38ZM37 149V150H38ZM42 149V150H43ZM69 149V148H68ZM117 149V148H116ZM135 149V148H134ZM169 149V148H168ZM190 149H192V151L190 150ZM230 149H228V150H230ZM10 151H14V150H16V149H9ZM49 150V151H50ZM54 150V151H53ZM56 150V151H55ZM82 150L83 149H81L80 150V154L79 155H81V154H83V153H81L82 152ZM85 150V149H84ZM84 150H83V152H84ZM101 150V149H100ZM118 150V149H117ZM129 150V149H128ZM194 150V151H193ZM230 150V151H231ZM10 151H8L9 153H10ZM21 151V150H20ZM61 151V150H60ZM68 150H66L65 151V155H67L66 154V152H67ZM110 151V150H109ZM108 151V152H109ZM149 151V150H148ZM17 152L18 151H16L15 153H16V155H17ZM23 152V151H22ZM69 152H71L70 151V149H69ZM69 152H67L68 154H69ZM88 151L86 150V153H87ZM113 152V151H112ZM116 153L118 152V151H115ZM150 152V151H149ZM153 152V151H152ZM164 152V151H163ZM1 153V152H0ZM19 153V152H18ZM21 153V152H20ZM30 153V152H29ZM31 153H32V150H31ZM46 153V152H45ZM44 153V154H45ZM48 153L47 154H45V155H48ZM75 152L73 151L71 154H69L67 157L64 155V152H63V154L62 155H64L67 159L66 160H68L69 161V156L70 155H72V154H74ZM86 153H84V154H86ZM104 153V152H103ZM111 153V152H110ZM115 153V154H116ZM134 153V152H133ZM137 153V152H136ZM165 153H166V151H165ZM179 153V152H178ZM13 154V153H12ZM22 154V153H21ZM33 154V153H32ZM32 154H31V156H32ZM39 155L41 154V153H38ZM43 154V155H44ZM84 154H83V157H84ZM89 154V153H88ZM98 154V153H97ZM120 153H118L116 156L112 153V155H114L115 157H119V156H121V155H119ZM124 154V153H123ZM128 154V153H127ZM10 155H11V153H10ZM39 155H37V156H39ZM42 155V154H41ZM42 155V156H43ZM62 155H61V157L60 158H62ZM74 155H76V153L74 154ZM73 155V156H74ZM106 155V154H105ZM160 155H162V153L160 154ZM165 156H166V154H164ZM164 155H163V157H164ZM20 156H22V155H20ZM20 156H16V157H20ZM29 156V155H28ZM34 156V155H33ZM59 156V155H58ZM64 156H63V158L62 159H64ZM87 156V155H86ZM86 156H85V158H86ZM114 156H112V157H114ZM168 156V155H167ZM175 156H176V154H175ZM41 157V156H40ZM72 157V156H71ZM71 157H70V159H71ZM75 157H78V155L77 156H75ZM82 157V156H81ZM88 157V156H87ZM98 157V156H97ZM100 157V156H99ZM98 157V158H99ZM109 157H111V156H109ZM113 158L114 159V161L116 162V158ZM124 157V156H123ZM159 157H161V156H159ZM14 158V157H13ZM12 158V159H13ZM33 158V157H32ZM31 158V159H32ZM47 158H48V156H47ZM46 158V159H47ZM50 158H51V156H50ZM106 158V157H105ZM120 158V157H119ZM129 158V157H128ZM141 158V157H140ZM149 158H151L150 156H149ZM157 158H158V156H157ZM156 158V162H157V166H156V164H154V159H153V163L152 164H154L155 166H156V168L159 166L158 165V162L159 163H161L162 161L160 160H158ZM171 158H170V160H169V166L170 165H172V164H170V163H172V162H170L171 161ZM30 159V160H31ZM38 160V165H37V170H35V171H37V173L38 174H36L34 177H31L30 179L32 180V181H34V183L36 184L37 182H39V180L40 179H47V180H49L50 178L49 177H51V176H53V174L50 172V171H52L51 169H52V165H49L48 164V162H47V160ZM61 159V160H62ZM76 159V158H75ZM74 159V160H75ZM110 159H112V158H110ZM164 159H166V158H164ZM163 159V160H164ZM10 160V161H9ZM23 160V159H22ZM29 160V159H28ZM27 160V161H28ZM33 160V159H32ZM49 160V159H48ZM58 160V159H57ZM61 160H58V161H61ZM100 160V159H99ZM138 160V159H137ZM175 160V161H174ZM24 161H25V159H24ZM37 161V160H36ZM52 161V160H51ZM63 161H64V163H63ZM62 161V163H60V164H64V166L65 165H67V163H65V159ZM108 161V160H107ZM164 161H166V160H164ZM56 162V161H55ZM54 161H53V163H55ZM67 162V161H66ZM71 162H73V161H71ZM70 162V163H71ZM96 162V161H95ZM106 162V161H105ZM120 162V161H119ZM149 162V161H148ZM155 162V163H156ZM17 163V164H16ZM58 163V162H57ZM69 163V162H68ZM94 163V162H93ZM113 163V162H112ZM176 163L178 164V162H175L174 163V165H173V167H174V169H176V168H178V166H176ZM1 164V165H2ZM59 164V163H58ZM73 164V163H72ZM72 164H68L69 166H71ZM108 164V163H107ZM162 164V163H161ZM67 165V167H69ZM109 165V164H108ZM111 165H113V164H111ZM110 165V166H111ZM116 165V164H115ZM154 165H151L152 167H154ZM10 166V165H9ZM25 166V165H24ZM29 166H31V165H29ZM61 166H63V165H61ZM163 166V165H162ZM161 166V167H162ZM168 166V167H169ZM180 166V167H181ZM0 167H2V166H0ZM22 167V166H21ZM32 167V166H31ZM60 167V166H59ZM59 167H57L59 170L58 171H62L61 173L63 174V173H65L66 171L64 170H60V169H63L62 167L61 168H59ZM66 167V168H67ZM113 167V166H112ZM116 167V166H115ZM143 168H144V166H142ZM161 167H158L160 170H162V168ZM179 167V168H180ZM7 168H8V166H7ZM29 168V167H28ZM151 168V167H150ZM156 168H154V170L152 169L151 171L153 172V171H155V170H157L158 171V168L156 169ZM170 168H172V167H170ZM1 169V168H0ZM25 169V168H24ZM30 169V168H29ZM31 169H34V168H31ZM70 169H71V167H70ZM111 169V168H110ZM113 169H114V167H113ZM167 169V168H166ZM9 170V169H8ZM12 170H14V169H12ZM17 170V169H16ZM15 170V171H16ZM53 170H55L54 168H53ZM72 170V169H71ZM143 171L145 170V168L144 169H142ZM168 170V169H167ZM1 171V170H0ZM2 171H3V168H2ZM6 171H7V169H6ZM5 171V172H6ZM21 171V170H20ZM22 171H24V170H22ZM102 171V170H101ZM105 171V170H104ZM112 171V170H111ZM4 172V171H3ZM10 172V171H9ZM17 172V171H16ZM32 172V171H31ZM34 172V171H33ZM32 172V173H33ZM53 172V171H52ZM91 172H93V171H91ZM99 172V171H98ZM103 172V171H102ZM107 171H105V173H106ZM117 172V171H116ZM146 172L147 171H145V175H146ZM7 173V172H6ZM20 173V172H19ZM34 173H36V172H34ZM51 175H50V174ZM54 173H55V171H54ZM58 173V172H57ZM67 173V172H66ZM87 173H89V172H87ZM94 173V172H93ZM92 173V174H93ZM97 173V172H96ZM104 173V174H105ZM109 173V172H108ZM115 173V172H114ZM149 173H150V171H149ZM149 173H147V174H149ZM154 173V172H153ZM157 173H160V171L159 172H157ZM178 174H179V172H177ZM180 173V174H181ZM186 173V172H185ZM3 174V173H2ZM16 174H18V173H16ZM21 174V173H20ZM30 174V173H29ZM29 174H27L28 175V177H29ZM74 174V173H73ZM107 174V173H106ZM143 174H144V172H143ZM142 174V175H143ZM152 173H150L149 174V176L151 175ZM156 174V173H155ZM155 174H152V175H155ZM179 174V175H180ZM13 175H15V173H13ZM49 175V177H47ZM88 175V174H87ZM94 175V174H93ZM92 175V176H93ZM33 176V175H32ZM56 176V175H55ZM68 176V175H67ZM66 176V177H67ZM96 176V175H95ZM99 176V175H98ZM148 176V175H147ZM155 176H157V175H155ZM184 176V175H183ZM22 177V176H21ZM28 177H26V178H28ZM65 177V178H66ZM91 177V176H90ZM5 178V177H4ZM25 178V177H24ZM49 178V179H48ZM53 178H55V177H53ZM140 178V177H139ZM29 179V181H31ZM64 179V178H63ZM67 179V178H66ZM106 179V178H105ZM112 179V178H111ZM141 179V178H140ZM147 178H145V180H146ZM171 179H172V177H171ZM174 179V178H173ZM172 179V180H173ZM25 180V179H24ZM27 180V179H26ZM25 180V181H26ZM85 180V179H84ZM96 180V179H95ZM104 180V179H103ZM109 180H110V177H109ZM168 180H169V178H168ZM194 180V182H196V184L195 185H191L192 183V181ZM31 181V182H32ZM40 181H44V180H40ZM50 181V183L49 184H53V182L55 181V183H56V180L54 179V181L53 180H49ZM64 180H62V182H63ZM74 181V180H73ZM98 181V180H97ZM174 181V180H173ZM173 181H171V182H173ZM45 182H46V180H45ZM59 182V181H58ZM57 182V184H56V186H57V190L56 189H54L53 191H51L52 189H50V191L48 192V193H51V194H55L56 196V199L58 198V199H60L61 201H62V204H64V205H66V207H67V210H68V212H71L70 211V204L68 205V203H67V195H71L73 192H72V190H71V187L72 186H70L71 184H70V182L68 183V182H66V180L64 181V183H61V181H60V183H58ZM66 182V183H65ZM121 182V181H120ZM178 182H174V183H176L175 185H173V186H175V187H177L178 186ZM0 183H2V182H0ZM30 183V182H29ZM76 183V182H75ZM84 183V182H83ZM82 183V184H83ZM104 183V182H103ZM110 183V182H109ZM125 183V182H124ZM158 183V182H157ZM161 183V182H160ZM168 183H170V181H168ZM167 183V184H168ZM178 183V184H177ZM9 184V183H8ZM32 184V183H31ZM34 184V185H35ZM46 184V183H45ZM47 184H48V181H47ZM48 185V186H46V187H49V186H51V187H53V185ZM70 184V185H69ZM77 184V183H76ZM78 184H81V183H78ZM94 184V183H93ZM96 184V183H95ZM98 184V183H97ZM154 185H157V184H155V183H153ZM15 185V184H14ZM30 185V184H29ZM84 185V184H83ZM85 185H87V184H85ZM84 185V186H85ZM106 185V184H105ZM153 185V186H154ZM172 185V183L169 185V187ZM42 185H40V187H41ZM44 186V185H43ZM80 186V185H79ZM94 186V185H93ZM92 185H91V187H93ZM108 186H109V184H108ZM123 186V185H122ZM122 186H120V187H122ZM151 187V185H150V187L152 188V189H154L155 187H156V189L155 190H157V186H154V187ZM167 186V185H166ZM173 186H171V188H172V190H171V192L173 191V189L175 188H173ZM27 187H29V186H27ZM30 187H31V185H30ZM33 187V186H32ZM39 187V188H40ZM88 187V186H87ZM104 187V186H103ZM107 187V186H106ZM105 187V188H106ZM163 186H161V188H162ZM179 187V186H178ZM50 188V187H49ZM73 188V187H72ZM110 188H112L113 189V187H110ZM123 188H125V186H123ZM150 188V189H151ZM166 188V187H165ZM194 189V191H191V190H188V189ZM244 188H246V190L244 191V192H242L243 190H244ZM264 188V187H263ZM25 189H27L26 187H25ZM40 189H43V188H40ZM86 189V188H85ZM100 189H102V188H100ZM111 189V190H112ZM126 189V188H125ZM167 189H168V186H167ZM39 190V189H38ZM47 190H49L48 188H47ZM75 190V189H74ZM78 190V189H77ZM103 190V189H102ZM105 190V189H104ZM107 191L109 190L108 188L106 189ZM116 190V189H115ZM122 189H120V188H118L117 189V191H116V193H119L120 194V191H121ZM160 190V189H159ZM158 190V191H159ZM164 190H166V189H164ZM169 190V189H168ZM168 190H166V191H168ZM170 190H169V192H166V195L168 194V193H170ZM2 191H3V189H2ZM92 191V190H91ZM110 191V190H109ZM108 191V192H109ZM113 191V190H112ZM111 191V192H112ZM127 191V190H126ZM125 191V192H126ZM139 191V190H138ZM137 191V192H138ZM151 191V190H150ZM157 191V192H158ZM174 191H177V190H174ZM30 192V191H29ZM40 192V193H39ZM90 192V191H89ZM101 192V191H100ZM115 192V191H114ZM163 192V191H162ZM178 193L180 192V191H177ZM186 192V193H185ZM188 192L190 193L191 192V194H194V198L193 199H189V200H187V201H184V198L182 197V196H184V195H186V194H188ZM19 193V192H18ZM38 193V194H37ZM37 193H36V195H35V197H33V201H36L37 203H39L38 205H36V207H34L33 205H35V204H32L33 203V201H32V207H34V208H30L29 210H31V211H29L30 212V215H29V217L28 216H25V217H28V220L26 219V228H28V235H26V237L27 236H29V237H31V239H28L29 241L27 242V240H26V238L24 239V240H26V241H22L21 239L23 238V237H25V234H26V231H24L25 232V234H24V236L22 237V235H23V233L20 231V229H21V227H20V229H19V231L22 233V234H18L19 236L21 235V237L22 238H18L19 236H17V238L18 239H20L19 241H21L22 243H24L23 245H22V247L23 246H25V244H26V242H27V244L28 243H30V246L29 247H32L31 246V244H35L36 243V246L38 245L39 246V244H43L44 242H49L47 239H46V236H47V233L44 231V229L42 228V229H39V227H38V225L39 224H37L38 223V221H39V218H41V212H43V211H41V209H40V207H42V205L44 206V205H47L48 203L47 202H45V200L43 199V196L41 195V191H37ZM47 193V192H46ZM176 193V192H175ZM2 194V193H1ZM23 194V193H22ZM21 194V195H22ZM87 194V193H86ZM91 194V193H90ZM105 194V193H104ZM163 194V193H162ZM161 194V195H162ZM38 195V196H37ZM73 195V194H72ZM81 195V194H80ZM84 195V194H83ZM102 195V194H101ZM109 195H110V192H109ZM112 195V194H111ZM117 195V194H116ZM121 195V194H120ZM137 195H138V193H137ZM148 195H149V193H148ZM165 195V194H164ZM163 195V196H164ZM176 195H177V193H176ZM175 195V196H176ZM229 195L231 196V195H234V200L237 202V205H236V202H235V204L233 205V204H230L231 203V201L229 202V204L231 205H228V208H227V205H226V199L229 197ZM78 196V195H77ZM86 196V195H85ZM159 196H160V194H159ZM167 196H169V194L167 195ZM167 196H165V197H163V198H166ZM137 197V196H136ZM139 197V196H138ZM141 197V196H140ZM193 197V196H192ZM3 198H5L4 196H3ZM40 198H42L41 200H38V199H40ZM48 198V197H47ZM51 198V197H50ZM69 198V197H68ZM86 198V197H85ZM160 198H161V196H160ZM174 198V199H173ZM183 198V199H182ZM190 198V197H189ZM29 199V198H28ZM32 199V198H31ZM72 199V198H71ZM83 199V198H82ZM105 199V198H104ZM154 199V198H153ZM169 199V198H168ZM167 199V200H168ZM186 199V198H185ZM53 200V199H52ZM76 200V199H75ZM87 200H88V198H87ZM94 199L92 198L91 199V202H94L93 201ZM107 200V199H106ZM135 200V199H134ZM166 199H165V201H167ZM170 200V199H169ZM169 200L167 201V203L169 202ZM225 200V202H224V204L226 205V206H224V208H227L228 209V211H227V209H226V211L230 214V213H233L234 211L232 210L233 208V206H234V209H235V215L236 216H238L237 217V219H233V221L232 222H229V228H227L228 230H226V229H224V228H222V225H223V223L225 222V220H226V215L228 214L226 211H221L220 212V210H219V206L221 205L220 203L221 202H223ZM29 201V200H28ZM47 201V200H46ZM99 201V200H98ZM108 201H110V200H108ZM137 201V200H136ZM20 202V201H19ZM48 202H49V199H48ZM68 202H69V200H68ZM121 202V201H120ZM161 202V201H160ZM35 203V202H34ZM57 203V202H56ZM60 203V202H59ZM71 203V202H70ZM80 203V202H79ZM89 203V202H88ZM95 204H96V202H94ZM144 203H145V201H144ZM153 203V202H152ZM154 203H156V202H154ZM228 203V202H227ZM250 203V204H249ZM28 204H30V203H28ZM30 204V205H31ZM92 204V203H91ZM94 204V205H95ZM112 204V203H111ZM120 204V203H119ZM136 204V203H135ZM135 204H134V208H135ZM161 204V203H160ZM169 204V203H168ZM27 204L25 203V206H23V208L24 207H28V205L26 206ZM29 205V206H30ZM51 205V204H50ZM58 205V204H57ZM132 205V204H131ZM144 205V204H143ZM152 206L150 203L149 204H147V205H145L146 207L148 206V207H150V206ZM156 205V204H155ZM233 205V206H232ZM49 206V205H48ZM61 206V205H60ZM63 206V205H62ZM93 206V205H92ZM98 206V205H97ZM138 206V205H137ZM154 206V205H153ZM152 206V207H153ZM160 206H162V204L161 205H159V207L158 208H160ZM84 207V206H83ZM147 207V208H148ZM152 207H150L151 209H152ZM155 207V206H154ZM22 208V209H23ZM29 208V207H28ZM72 208H74V206L72 207ZM92 208V207H91ZM106 208V207H105ZM120 208V207H119ZM133 208V209H134ZM137 208V207H136ZM146 208V211L148 210ZM150 208H149V210H150ZM222 208V207H221ZM26 209V210H25ZM44 209V208H43ZM46 209V208H45ZM99 209V208H98ZM108 209V208H107ZM132 209V208H131ZM142 209V208H141ZM182 209V210H181ZM184 209V210H183ZM24 211H27V208H24L23 209ZM73 210V209H72ZM87 210V209H86ZM95 210V209H94ZM113 210V209H112ZM115 210V209H114ZM148 210V211H149ZM152 210H154V208L152 209ZM152 210L150 211V213L148 214L149 216H145L147 219L146 220H150L149 218H151L150 217V215H152L151 213H152ZM159 209H157V211H158ZM162 210V209H161ZM161 210H159L158 211V213L161 211ZM181 210V211H180ZM186 210V212L184 213V211ZM219 210V211H218ZM222 210H223V208H222ZM225 210V209H224ZM76 211H78V210H76ZM81 211H82V209H81ZM108 211H109V209H108ZM145 211V210H144ZM156 211V212H157ZM163 211V212H164ZM183 211V212H182ZM229 211H232V212H229ZM29 212H27V213H29ZM80 212V211H79ZM84 212V211H83ZM93 212V211H92ZM118 212V211H117ZM120 212H121V210H120ZM124 212V211H123ZM19 213H20V211H19ZM46 213V212H45ZM54 213V212H53ZM74 213V212H73ZM108 213V212H107ZM140 213V212H139ZM143 213H145L146 214V212H143ZM155 212L153 211V215H155L154 214ZM166 213V214H167ZM176 213V214H177ZM226 213V214H225ZM24 215H25V212L23 213ZM21 215V217L23 218V216L24 215ZM69 214V213H68ZM89 214V213H88ZM92 214V213H91ZM96 214V213H95ZM110 214H111V211H110ZM114 214V212L112 213V215ZM161 214V213H160ZM159 214V215H160ZM165 214V213H164ZM165 214V215H166ZM174 214V213H173ZM175 214V215H176ZM6 215H8V213L6 214ZM58 215V214H57ZM75 215V214H74ZM99 215V214H98ZM101 215H103V214H101ZM100 215V216H101ZM111 215V216H112ZM158 215V214H157ZM163 215V214H162ZM171 215V214H170ZM232 215V214H231ZM110 216V217H111ZM115 216V215H114ZM118 216V215H117ZM142 216V215H141ZM140 216V217H141ZM234 216V215H233ZM5 218H6V216H4ZM42 217H44V216H42ZM47 217V216H46ZM88 217V216H87ZM90 217V216H89ZM99 217V216H98ZM104 217L105 216H103V221H101V218H100V220H97L96 222H95V225H96V228L99 230V231H101L100 230V228L102 229V233H104L103 235H105V236H110V234L111 233H113V232H109V233H107L108 232V230H109V228H110V224L109 225H107L106 224V221H104L105 219H104ZM109 217V216H108ZM120 217V216H119ZM144 217V218H145ZM163 217V216H162ZM165 217H167V216H165ZM261 217H263L262 219H263V222H261L260 220H262L261 219ZM18 218V217H17ZM120 218H122V217H120ZM137 218V217H136ZM142 218V217H141ZM143 218V224H144V221H145V219ZM153 218H155V217H153ZM159 218H161L160 216H159ZM71 220L72 219H74L73 217L72 218H70ZM111 219V218H110ZM109 219V220H110ZM112 219H114V217L112 218ZM134 219V218H133ZM155 219H157V218H155ZM230 219V218H229ZM2 220V219H1ZM94 220V219H93ZM108 220V221H109ZM115 220H118V218H116ZM115 220H112V221H115ZM120 220V219H119ZM123 219H121V221H122ZM140 220V219H139ZM151 220H152V218H151ZM150 220V221H151ZM235 220V221H234ZM4 221V220H3ZM107 221V222H108ZM111 221V222H112ZM157 221L158 222H156V223H159V220L157 219ZM171 221V220H170ZM174 221V222H175ZM230 221H231V219H230ZM246 221V222H245ZM10 222V221H9ZM92 222V221H91ZM126 222V221H125ZM139 222V221H138ZM146 222V221H145ZM226 222H228V221H226ZM225 222V223H226ZM8 223V222H7ZM42 223V222H41ZM79 223V222H78ZM78 223H77V225L76 226H79L78 225ZM94 223V222H93ZM119 223V222H118ZM141 223V224H142ZM148 223V222H147ZM150 223V222H149ZM1 224V223H0ZM4 224H6L5 222H4ZM20 224V223H19ZM73 224V223H72ZM72 224H69V225H72ZM112 224H113V222H112ZM114 224H115V222H114ZM146 224V223H145ZM160 224V223H159ZM159 224H158V226H159ZM227 224V223H226ZM17 225V224H16ZM22 225H23V221H22ZM21 224L20 225H18V227L19 226H22ZM123 225H125V224H123V223H119V225L117 226L116 224H115V226H117V227H115V228H118V230H117V233H119V231H120V233H122L123 232V230H122V228H125V227H122ZM127 225V224H126ZM176 225H177V227H176ZM1 226V225H0ZM4 226V225H3ZM86 226V225H85ZM112 226V225H111ZM146 226V225H145ZM147 226H149V225H147ZM173 226H175L174 228H173ZM13 227V226H12ZM14 227H15V225H14ZM18 227L16 226V228L18 229ZM23 227V226H22ZM114 227V226H113ZM151 227H153V226H151ZM24 228H25V226H24ZM36 230V231H38V233H36L35 235H34V233H35V231H34V229ZM74 228V227H73ZM83 228V227H82ZM145 228V227H144ZM156 228V229H155ZM166 228H169L168 230L166 229ZM226 228V227H225ZM233 228H235L234 230H233ZM15 229V228H14ZM32 229H33V231L34 232H31L32 231ZM80 229V228H79ZM87 229H88V227H87ZM171 229V230H170ZM226 230V231H222V230ZM232 229V230H231ZM3 230V229H2ZM1 229H0V231H2ZM22 230V229H21ZM25 230V229H24ZM86 230V229H85ZM122 230V231H121ZM69 231H71V230H69ZM81 231V230H80ZM94 231H95V229H94ZM138 231H140V230H138ZM144 231H145V229H144ZM232 231V232H231ZM15 232H17V231H14V233ZM54 232V231H53ZM125 232V231H124ZM141 232V231H140ZM143 232V231H142ZM14 233H13V236H15L14 235ZM18 233V232H17ZM33 233V234H32ZM67 233H69V232H67ZM86 233V232H85ZM96 233H97V231H96ZM102 233H101V235L100 236H102ZM138 233V232H137ZM52 236H53V234H52V232L50 233ZM57 234V233H56ZM74 234H76V235H72L73 237H74V240H75V245L77 244V245H79L80 247H83V253L84 254H89L90 252H92L93 251V248L92 247H94V246H92L89 242H88V237L90 238V239H92V235L91 234H88L87 236L88 237H86V236H83V234H84V232H81V235H77V232L76 233H74ZM123 234V233H122ZM134 234H136V233H134ZM147 234V235H146ZM36 236V237H34V236ZM50 235V236H51ZM57 235H59V234H57ZM91 237H90V236ZM50 236H48V237H50ZM96 236V235H95ZM99 236V235H98ZM99 236V237H100ZM134 236V235H133ZM137 236V235H136ZM142 236V235H141ZM55 237V236H54ZM94 237V236H93ZM111 237H113L112 235H111ZM110 237V238H111ZM125 237V236H124ZM13 238V237H12ZM15 238V237H14ZM12 239V243H14L13 242V240L15 241V242H17L18 241V239ZM52 238V237H51ZM56 238V237H55ZM98 238V237H97ZM106 238V237H105ZM123 238V237H122ZM39 241H38V240ZM54 239V238H53ZM73 239V238H72ZM94 239H96V238H93V240ZM107 239V238H106ZM113 239V238H112ZM125 239V238H124ZM92 240V241H93ZM108 240V239H107ZM106 240V241H107ZM127 240V239H126ZM139 240V239H138ZM38 241V242H37ZM51 241H52V239H51ZM73 241V240H72ZM108 241H110V240H108ZM113 242H114V240H112ZM125 241V240H124ZM137 241V240H136ZM21 242L19 243L20 245H21ZM90 242H91V240H90ZM94 242H95V240H94ZM93 242V243H94ZM97 242V241H96ZM95 242V243H96ZM100 242V241H99ZM113 242H111L112 244H113ZM117 242V241H116ZM123 242V241H122ZM8 243V242H7ZM12 243H10L9 242V244L10 245H12ZM92 243V244H93ZM94 243V244H95ZM101 243V242H100ZM108 244H110L109 242H107ZM106 243V244H107ZM121 243V242H120ZM133 243V242H132ZM245 243H247V245L249 246V247H247V246H245V247H247V248H245L244 246H243V244L245 245ZM257 243V242H256ZM9 244H8V249L10 248V246H9ZM15 244V243H14ZM13 244V245H14ZM19 244H17L18 246H20ZM60 244H61V242H60ZM103 244V243H102ZM112 244H110V246L112 245ZM206 244H208L209 246L210 245H212L213 247H212V249L210 250H204L202 247L203 246H205ZM12 245V246H13ZM76 245V246H77ZM121 245V244H120ZM119 245V246H120ZM126 245V244H125ZM203 245V246H202ZM264 245V244H263ZM15 246H16V244H15ZM15 246H13V247H15ZM57 246H58V244H57ZM110 246H108L109 248H111ZM123 246V245H122ZM135 246V245H134ZM202 246V247H201ZM218 246H221L220 248H218ZM17 247V246H16ZM15 247V248H16ZM26 247V246H25ZM25 247H23V248H25ZM28 247V246H27ZM26 247V248H27ZM54 247V246H53ZM56 247V246H55ZM59 247V246H58ZM57 247V248H58ZM133 247V246H132ZM206 247V246H205ZM217 247V248H216ZM264 247V246H263ZM17 248H20V247H17ZM22 248V249H23ZM77 248H78V246H77ZM109 248H108V250H109ZM119 248V247H118ZM201 248V249H200ZM209 248V247H208ZM215 248L217 249L216 251H214L215 250ZM259 248V247H258ZM11 249H12V247H11ZM54 249V248H53ZM115 249H117V248H115ZM120 249V248H119ZM118 249V250H119ZM203 249V250H202ZM214 249V250H213ZM218 249H220L219 251H218ZM221 249L224 251V252H220L221 251ZM3 250V249H2ZM15 250V249H14ZM13 250V251H14ZM18 250V249H17ZM26 249H24V251H25ZM9 251H11V250H9ZM16 251V250H15ZM20 251V250H19ZM19 251H17V252H19ZM23 251V252H24ZM30 251H31V249H27L26 250V252H27V254H25V253H23L22 252V255L25 257H23V258H20V257H22V256H20V254H21V252H19L20 254H19V258H20V260H26V258L28 259V257H29V254H30ZM117 251V250H116ZM5 252H6V250H5ZM4 252V253H5ZM17 252H15V253H17ZM32 252V251H31ZM112 251H110V252H108V253H111ZM119 252V251H118ZM118 252H116V253H118ZM1 253V252H0ZM114 253H115V251H114ZM34 254V253H33ZM2 255H3V252H2ZM5 255V254H4ZM12 255V254H11ZM17 255H18V253H17ZM53 255V254H52ZM109 255V254H108ZM111 255H113V254H111ZM110 255V256H111ZM116 255V254H115ZM119 255V254H118ZM117 255V256H118ZM122 256H123V254H121ZM95 257H96V255H94ZM93 256V257H94ZM4 257V256H3ZM9 257V256H8ZM13 257V256H12ZM18 257V256H17ZM111 257H113V256H111ZM110 257V258H111ZM138 257V258H137ZM109 257L107 258H103L104 260H106L105 262H106V264H108L109 262H108V260L110 259ZM10 259V258H9ZM12 259H16V258H12ZM102 259V260H103ZM113 259V258H112ZM115 259V258H114ZM3 260V259H2ZM94 260V259H93ZM96 260V259H95ZM104 260L102 261L103 262V264H105V262H104ZM111 260V259H110ZM119 260V259H118ZM9 261V260H8ZM15 261V260H14ZM99 261V260H98ZM98 261H96V262H98ZM115 261V260H114ZM25 262V261H24ZM101 262V263H102ZM100 263V264H101ZM111 263L113 264L114 262L113 261H111ZM127 263V262H126ZM128 263H129V261H128ZM127 263V264H128ZM9 264V263H8ZM20 264V263H19ZM53 264V263H52ZM115 264V263H114Z\"/></svg>",
    "mask_w": 264,
    "mask_h": 264
}]
</instances>
